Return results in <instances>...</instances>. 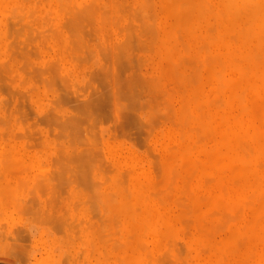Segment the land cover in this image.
Returning <instances> with one entry per match:
<instances>
[{"label": "bare ground", "instance_id": "obj_1", "mask_svg": "<svg viewBox=\"0 0 264 264\" xmlns=\"http://www.w3.org/2000/svg\"><path fill=\"white\" fill-rule=\"evenodd\" d=\"M80 1L81 0H0V63H2L1 60L6 59V58H7L6 60L8 61V58L9 59L12 58L13 53L19 54L17 52H19L22 49H23L22 51L24 53H27V52L31 53V54H29V56H32V54H33V56H37V59L41 58L40 55L36 53L38 51L35 52L36 54L34 53L35 50H33V48L31 47V45H33V44H31V43H33L31 41L34 40V41H37V43H39L38 42L39 40H36L37 37L41 36V34L42 33L44 34V31H46V32H50L52 45L54 47H56V51H57L56 54H58L59 57L61 58V61L64 64L65 69L67 71L72 72V67L75 66L74 64L72 65V63H73L72 61L76 62V60H74V59H77V63H78V60L80 59L82 61V59H83L82 57H84L83 60L86 62V59H88V58L91 59V57H94V53H96V51L94 52L92 49H91L92 51H90V48L86 49V47H87L86 44L88 43L87 45L89 46L90 45L89 41H93L92 38L90 40L88 38V36L89 37L92 36L91 34L95 32L94 28H96V27L95 26L91 27L90 25H92V23L90 25H89V23L86 24V22H88L89 20H87L86 19L87 17H84V16L90 17L89 19L90 20L92 19L94 21V24H96L100 28H102V24L105 25V23H107V24L112 23L113 24V22H114V26L116 23H117L116 25H118L119 22H117V21L120 17V19L122 18L124 21L125 20L130 21L129 24L132 23L131 21L136 22L138 27H139L137 33H140V31H142L143 33L145 32L144 34H146L147 32H149L148 30L150 29L149 34L148 33L146 34V36L148 35L146 37L147 43H148V46L150 47V48H148V50H151L153 52L154 61H155V69H156V72L158 73V77L160 78V80L158 77H156V78L153 77L154 79H153V81H151L150 78H152V76L150 78L146 77V79H149V80H145V82L149 81V83L148 82L147 83L149 84V86H151L153 88L152 89L149 86L147 87L149 90L151 89V91H149V93L151 92V94H152V93H155V90L156 91L158 90L157 88L160 86L159 84H160L161 80L163 81V83L164 82L166 83V86H169L171 88L170 89H169V87L167 88L165 86V83H164L163 86H165L166 88L163 87L162 85L160 87H162L163 89H166V91H164L163 89H161L159 87L160 90H158V92H156V94L159 93L157 95V97H155L153 95L154 101L151 100L152 97L150 99V97H147V95L143 96V97H146V99L143 98L145 100L140 99L139 101H137L136 98L139 95V94L137 95L138 91L135 93H132V92L139 89V85H137L138 88H134L135 84H133L134 90L132 92H130L132 90V87H131V89L129 88L130 90L127 92H130V93L126 94L127 97H125L127 99L131 98L129 101H131L130 103H132V104L134 102L135 103L137 102L136 106L139 107V105H137V104L138 103L142 104L143 101H146V102L150 101V102L156 104V106H158V104L162 105L161 104V101H162L161 98H163L164 94L166 96V99H165L166 101L164 100V98H163L164 101H162V103H163L162 106L165 105L163 107V109H161V112L162 111L163 112L160 113V110L158 109L159 111H157V108L155 107L157 113H160L162 115V117L164 116L162 119L163 120L162 123L164 125L162 124L163 125L162 127L161 126L159 127V124H161V123L158 122V119L155 120L159 116H156L158 114L155 113L154 109L152 111V107L154 108V104H150L151 107L148 105V103H143L142 104L143 106L140 105L144 109L150 107L149 110H151L154 113L153 116L151 114L152 117L149 115L150 116L149 118L151 120L150 119L146 120L150 123V126L148 123H146V121H145V124H148V125L143 124L145 126L143 131L147 132V130H148L147 128H149V127L151 130H153V128L154 127L157 128V126L159 127V129L160 128L162 129V131L161 132L159 131L160 133H158L159 134L158 139L160 138V140H161L160 151H158L160 154L158 152H156V153H158L159 155L155 154V153H154L155 155H153L152 150L154 151V148L152 149L151 145H150L151 147L148 148L147 146L149 145V143L148 144L146 143L147 146L143 145V143L146 140H142L140 142L141 144L139 145L140 147L146 146L148 148V149H146V147H145V149L147 151L145 150L144 154L146 155V153L149 151V154L147 153V155L151 154L148 157L149 160H150V157L153 158L155 156V158H153V161L151 160L152 166L150 165L149 160H148L149 162L144 164L145 163L144 158H146L145 155L143 158V157L139 156V154H135L134 151H132L128 148V150L125 151V153L128 152V154L125 155V158H126V161L129 162V166H127V167H130V169L126 170V167H124L125 172L123 169H122L123 171H121L120 168H122V167H120L121 165L118 163V165L116 167L113 166L115 168H111L112 170L107 171V173L111 174V172L114 169H116V171H114L115 172L114 174H112L111 176H108L106 173V169L110 168L107 165L108 160L104 161V162H107L106 165H102L104 162L100 163L99 162L100 160L99 161L97 160L98 161L97 164L100 163V164H98L97 170L101 169L100 167H105L106 168L105 170L104 169H101V170L102 171L104 170L105 173L103 172V174H106L108 176V177H106V175H104L103 183L99 181L100 179L98 180L99 181L98 182V181H95L96 179L95 180L91 179L92 178L91 173L89 174V170H90V172L92 171L90 169V167L93 164V166L91 167V168H93L94 165L96 164V161L89 158L90 156H88V160L86 161V158H87L86 154L88 155L89 153H86L87 148H82L83 142H85L86 143L85 145L87 147H89L90 144L88 143V140L87 141L84 140L82 142V144L80 145L82 150L84 149L83 151L80 150V151H82L80 153L83 154L84 157H86V158L81 157V156H83L81 154L80 155L77 154V156H80L79 157L80 161L85 160V162L87 163V169H86L87 172H85L86 170L83 169L85 162H83L84 163L83 166L79 165L78 161L76 163L79 165L80 168L83 167L82 168L83 171L80 170V172H81L80 174H82V172L86 173V174L88 173V174L85 175V177L87 179H84L85 178L84 176L82 177L84 179V181L80 180V178H78V177H76L75 181L80 180V183H81V181H83V183L84 182L87 183L88 185L86 184L85 188L83 187V186H85V184L81 186V187H83V188H81L82 189L81 191H83V190L86 191L87 194H85V197L88 196V198H90V195L92 193L90 199H92L91 200L92 202L95 201L94 203H92L91 201H88L86 203L84 200L88 199V198L87 197L84 198L83 199L84 202L81 200L83 203H86V204L92 203V204L90 205V207H89V204L86 206L84 204L83 209L86 208L85 211L88 212L89 208L92 209L95 206L96 208L94 207L93 208L94 210L92 209V212H91V215L94 218L98 212L101 214V212L99 211L101 209L102 213L104 214V215L103 214H101V215L105 216V217H103V219H102V217H99V220L102 219V220H100L101 222H103V220H104V222L107 221L109 223L110 219L111 220L114 219L115 221L117 219L118 223H115V225L116 224L119 225V229L117 228L118 225L116 227L119 230V232L116 229L114 231H117L119 233V235L117 232H114L116 234L115 235L112 232L113 231L112 230L110 232V235L114 234L115 236L112 235L114 237H111V236L108 237L107 233H109V232H104V231H109L111 229H110V227H108L109 225L107 224V226H106L105 223H104L105 227H108V230H107V228L104 229L103 230L104 233L102 235L101 234L102 229L100 226H102L103 223H100V221H98L99 224L98 225L95 224V226H94V225H91L94 223H91V222L88 223L90 221L89 219H87V221H85L86 219L83 220V218L82 219L79 218L80 220H82V221L78 220V222L80 224H81V222L85 221L86 222L85 225L88 223L89 226L91 225L94 227L92 228L90 226L91 227V229H90V227L88 225H86V226H84V229L86 227L85 230L81 228L83 231L80 230V228L75 229V230L71 229L72 231L74 230L73 236H75V237L72 238L73 236L71 235L72 236L71 237L69 235L70 233L67 234V236L69 235V237H67V238H69V241L66 240L63 242V248L65 250L64 255L67 257L69 255V253H71V255L74 256V258H73L74 264H153V263H156V261H159V259L156 260V258H157L156 251H158L160 249H164L165 251L161 250L163 252L167 251V254L161 252L162 254L167 255V258L171 255L168 258L169 260L172 259L171 257L179 259L181 257V255L184 254L185 252H187L188 253L187 256H189V249H187L188 251H186L184 242L182 244H184L183 246H184L185 251L183 252L184 249L182 248L183 250L181 252V250L178 247V245L181 246L180 244H178V241L181 239L178 240V239H175V237H179V235H183V234L184 235L187 234L186 237H188L190 234L191 236H189V238L187 240V245L190 248H194L197 250V248L199 249L202 246L200 249V250H202L205 247L204 250H205V253H207V256L202 259L201 264H264V0H89V4H87V6H86V4L83 6H80L79 5ZM90 1L92 2V4ZM93 4H94V6H93ZM126 4L127 5L129 4L128 8H127ZM90 5H92V6H90ZM155 5H158L159 7L156 8L157 6H155ZM107 9L110 10V12L113 13L116 17L118 16L117 18H115V19H117V21L116 20L115 21L114 20L109 21L112 18L114 19L113 15H112L113 17L111 16L112 18L109 17L110 19L105 16L106 17L105 20L109 21V22L104 21L103 16L105 15V13H106L105 10H107ZM107 14H109V12ZM72 16L75 17L74 20H73L74 17H72ZM80 16L81 17L83 16V17L80 18ZM76 18L78 21H76ZM83 18H84V21L87 20L85 22L86 26L89 25V27L93 28V30H91V28L90 29L88 28L89 30H91L90 32H88V29H86V28H85L86 30L81 29L80 33H79V30H77V29H80V28H78V25L80 24L79 27L81 26V24L83 23V21H82ZM89 22H91V21H89ZM28 23L35 24L36 25L35 27L38 28L39 30L34 28L36 30V33L34 35H32V37H27V38L25 37L26 39L23 38L25 40V42H23V43H20L23 41V39L21 40L20 38H17L18 40L19 39L21 40V41L19 40V43H18L19 45L21 44V47H19V45L17 44L18 40L14 41V39H16L15 37L21 35V30H22V36H24L23 35L24 34L23 33V27L25 26V24H27V25L24 28L30 26L29 29L27 28L28 31L26 29L27 34H25V35H30V33H32V30H34V29H32L33 27L31 26V24L28 25ZM85 24L83 23L82 25H85ZM146 24H147V27L149 26V28L145 29L146 31H144V28H146V26H145ZM18 25H20V26H18ZM21 25H23V26L21 27ZM126 25H127V27L125 26V23H124V25H123L124 29L122 28V26H120L121 28L118 26H115V28L118 27L119 33H120L121 29L125 30L126 32L129 30L127 34H129V32H132V34H133L135 31H137L136 30L137 25H135V23L130 24V26L131 25L136 26V27L131 26V27L135 28V30L133 28H131L132 30H134V32L128 28L130 26H128L127 23H126ZM16 27H18V28H16ZM125 27L127 29H125ZM18 29H19L20 33L17 31ZM35 30H34V32H35ZM74 30H75V32L76 31H78V32H76V34H74ZM122 30H121V32H122ZM13 31H15L14 35H13L14 38L11 37V38H13V40L10 41L9 38H10L11 34L13 33ZM125 31H123V32L126 33ZM67 32L69 33L68 35L76 36V38L74 40H69ZM87 32L89 34H86ZM96 32H98V30ZM18 33L20 35H18ZM39 33H41V34L39 35ZM82 33H84L82 36L79 35ZM85 34L88 35L87 38L89 40H87V38L83 37V36H85ZM127 34H125L123 39L126 38ZM132 34L130 33L131 36L127 35L128 40H129V37L131 39L130 42L127 41V38L125 39L127 41V43L125 40H124V42H125L124 43L123 39L121 41L124 44L121 41L118 42V45L120 43H122V46L124 45V47H125V48L123 47L124 49L122 48V46H121V48L119 47L121 44L118 47L116 46L114 48V46H115L114 44H116V42H113V45H114L113 49H116V50L121 49L120 50L121 53L124 54L125 52L128 53L131 50L134 51L135 48L137 51V50H140L138 48H141V46H143V47L147 46L144 44V41L146 40L145 38H144V40L142 39L143 41L140 40V42L142 41V43L144 44V45L143 44L141 45V43H139L138 40H137L138 43L136 41V39H138L137 37H139L138 34L134 33V35H133L136 39L133 38ZM77 35H78L79 39H81L83 37L84 39L87 40L86 44H84V41L80 40V41H82L81 43L84 44V46H85L84 50H80L83 45L80 42L77 43ZM105 35L106 34H103V37H104V40L106 43L107 40L105 39ZM139 35L141 36L142 33ZM46 36H49V35H46ZM46 36L44 34V36L42 35L41 37L44 40V38ZM94 37L95 36H93V38ZM131 37L135 40L136 45L140 44L141 46L139 45L140 47L138 46V48H137V46L134 44L133 47L132 46L129 47L131 45L130 43H132V41H134ZM42 38L40 39V41H43ZM46 38H45V40H46ZM48 39H49V37H48ZM94 39H97V37ZM29 40L31 42L29 48L31 47L32 49L28 48V50L25 51L24 49H26V47L28 45L26 41H29ZM9 41H10V43H9ZM69 41L73 42V45H74V41H75V45L78 46V47L74 48L75 45L72 46V44H71L70 47L71 46L72 47L70 48V50H76V48H78V49L80 48L79 50H77V52L83 51V53L86 54V52H84V51L87 50L89 52V55H91V56H89V57H88V55L81 56L79 54V56H81V58H80L77 55L72 56L73 52L69 51L70 55H71V57H70L68 54ZM97 41H99V39H97ZM43 42H40L39 44L41 45V43H43ZM93 42H96V40H94ZM45 43H46V41H45ZM99 43L101 44L102 47L100 49H97V50H101L104 47L103 46L104 44H102V42H98V44L95 43V45H93V46H96V44H97V48H98V47H100V46H98V45H100ZM110 43H111V41H110ZM128 43H129V45H127ZM10 44L12 47L15 46L14 44H17L18 46L16 45V47H18V50L19 49L20 50L17 51V48H14L16 50L9 49V47H11ZM78 44H81V46ZM125 44H126V46H125ZM44 45L45 44L43 43V47H44ZM109 45H108V43L105 44V46H108V48H110ZM24 46H26V47H24ZM127 46H128L129 50H127ZM38 47H37V49H38ZM41 47H42V45H41ZM44 48H47V47L45 46ZM48 48H49L48 50L51 49L49 47V45H48ZM72 48H74V49H72ZM104 48H103L104 51L105 50L106 51L104 53L103 52L102 53L105 55L106 53H109V52H107V51H109V49L107 47H104ZM117 48H119V49H117ZM130 48H131V50H130ZM145 48H147V47L142 48L143 50L141 49L140 51H144ZM122 49H123V51H122ZM111 51H112V54L115 55V56L112 55V57H115V61L118 59L119 60V61L117 60L118 62H122L121 60H123L122 59L123 55L120 53V51H118V52L117 51L115 52L114 50H111ZM111 51H110V53H111ZM133 51L129 53L130 54L129 55L130 56L129 61L131 60L133 55H135V56L137 55L136 52L133 54ZM23 52H21V53H23ZM91 52H93V53H91ZM102 53L99 52V55H101ZM126 53L124 54L125 55L124 58L126 57ZM56 54H55V56H56ZM103 54L101 56L102 58L104 56ZM131 54H132V56H131ZM21 55L23 56L24 54H21ZM119 55H120V58H119ZM14 56H15V57H13L14 59L15 58H16V60L19 59V58H17L16 55H14ZM29 56H28V58H29ZM129 56L126 57L127 61L123 60V64H125L124 62H126V65H127V62H129L128 61ZM18 57H19V55H18ZM78 57H79V59H78ZM139 57H140V59H139ZM142 57H143V59H142ZM142 57L139 55L137 57V59L142 60V63H143L147 59L144 60L143 55H142ZM104 58H105V60L107 59L106 56ZM104 58H103V61L105 62ZM133 58H132V60L135 59V58L134 59ZM55 59H54V61L51 60L52 63L49 62L50 60L48 59L49 61H45V63L42 65H45L46 62H47V66L53 65V64L58 65L59 60L56 59V61H55ZM90 59H88V60H90ZM108 59H109V57H108ZM137 59H135V60L137 61ZM7 61L3 62L2 65L0 66L1 67L0 72L2 70V72L0 73V79H2L3 82L5 80H8V78H9V77L7 78V75L5 74V72H7L6 69H10V68L6 67V66H8V65H6ZM27 61L26 60H24V62L21 61L20 64H22V63L23 64L20 67L14 66V69L18 68V70H20L21 75H22V73L26 72L24 74H26L27 78H28V76L30 77V75H32V77H35V75L37 76V73H35V72L38 71V66L36 65L34 68L33 63L29 62V61H28V63L32 64V67H30V68H32L31 69L32 74H30V75L27 74V73H30V71H27L29 68L28 65L29 66L31 65V64L27 65ZM108 61L106 60L107 63H108ZM110 61H112V60H110ZM136 61H134V64L137 63ZM12 62H13V60H12ZM25 62H26V64H25ZM48 62H49V64H48ZM132 62L130 61L129 65L131 63V66H132V64H133ZM138 62L140 63L141 61H138ZM77 63H76V67H77ZM109 63L107 64V66L110 65ZM142 63H140V64L142 65ZM4 64H5V67L3 68L2 66H4ZM16 64H17V62H16ZM134 64H133V66L137 65L138 63L135 65ZM23 65H25V66H23ZM101 65L103 66L102 63L100 64V66ZM104 65L106 66V64H104ZM22 66L24 68H26V66H27L28 68H26V70H25ZM58 66H60V65H58ZM79 66H80V64H79ZM86 66H85L84 70H86L88 68V67L86 68ZM105 66H103V67L105 68ZM81 67H82V64H81ZM141 67L136 66V70H137V68H141ZM42 68L43 67L39 68V70L40 69L42 70ZM108 68H109L108 71L110 72V67H108ZM115 68H116V66H115ZM133 68L131 67L130 69L132 71L134 70V73H136L135 68L134 69ZM34 69H35V71H34ZM94 69H95V67H94ZM98 69H100V68H98ZM117 69H118V67H117ZM147 69H149V68H147ZM45 70H46V68H43V71H45ZM73 71L77 72L74 69H73ZM10 72H11V70H8L7 74L10 75ZM53 72H51L52 76H50L51 73L48 72V78L46 77V79H45V77H44V80L40 74H38L39 77L38 76L36 77V78H39L38 81L40 79L43 80V82H46L43 84H47L51 88L53 87V84H54V86H55L54 90L56 89V91H58V93L60 91L63 92V90L66 91L63 93L60 92L57 95L58 99H57V97H55V99H49L48 100V97H46L47 98L46 100H48L49 103L51 102V104H54V102H55V104H54L55 106L51 105L52 107H49V103L47 102V106L49 108L48 110L50 111V108H51L50 112H52L53 107L60 106V104L62 102L64 103V101H65L64 104L66 106L68 104V106H70L69 107L70 109L72 106L75 107L76 106L75 104L72 105L70 103V100L73 99L72 97H70V94H73L72 90L70 89V87H71L70 85L72 83L70 85H67V86H66V84H64V81L67 84H69L72 81L67 76L66 77L70 81H67L66 77H65V79L64 78L62 79V77L58 74V70L53 71ZM138 72L139 71H137V73ZM2 73L4 75H6L4 78L2 77V76H4ZM82 73L86 74V72H82ZM89 73L91 74V70L89 72L87 71V74H89ZM15 74H16L15 77H14V75H12V78L9 80L10 82L15 81L14 78L17 77V73H15ZM20 74H18V75H20ZM76 74L77 73H75V75ZM83 74H82V76H83ZM110 74H111V72L109 73V75ZM45 75L47 76V74H45ZM89 75H88V77L90 78ZM115 75H117V74L113 73V78ZM24 76L22 77V78H24V80L21 79L19 81V84H22V80H23V82L25 81V79L27 80V78H25ZM137 76H138V74H137ZM140 76H142V74ZM154 76H157V75H154ZM129 77H128V79H131ZM50 78H53V79H50ZM108 78L110 79L111 77L109 76ZM108 78H107V80H108ZM56 79H57V81H56ZM72 79H74V78L72 77ZM76 79H77V77H76ZM91 79H93V78H90V80ZM142 79H140V80H142ZM53 80H55L56 82ZM61 80H62V82H60ZM131 80H130V82H131ZM157 80H159L160 82H158ZM2 81H1V83H3ZM33 81L34 82L36 81L35 84H37V83L40 84L42 82V81L41 82L39 81L40 82L39 83L37 81V79L36 80L33 79ZM89 81H88V79H86V81L83 80V82H85L87 84V87L89 86L88 85V83H90ZM108 81H109L108 82L109 84H110V82H112L110 80H108ZM117 81L118 80H116V83H117ZM134 81H135V79H134ZM134 81L132 83H134ZM154 81H156V82H154ZM10 82H7V83L9 84ZM124 82H125V80H124ZM126 82H125V84H126ZM167 82H169V83H167ZM7 83L5 81L0 86H4L6 84V86L8 88V86H10L11 83H10V85H8ZM55 83L56 84L60 83V84L57 86ZM62 83H63V85H62ZM150 83H151V85H150ZM152 83H153V85L156 84V89H154L155 85L153 86ZM170 83H171V86L169 85ZM86 84L84 85L85 90H83V84L82 83L80 84V86H77V87H80V89L83 90V92H84L87 89ZM109 84H108V87L111 86ZM128 84H129V82H128ZM138 84H140V83H138ZM29 85H30V83H29ZM47 85H45L46 90H48V91L52 90V89H50V90L47 89V88H49V87H47ZM60 85H62V86H60ZM6 86H4V87H6ZM26 86H24L25 92H27L26 94L24 92V89H22V88H21L22 90L19 92L20 89L19 90L17 89V85L15 87L18 91L17 90L15 91V87L12 88V86H11V88L14 89V92L11 91V89L9 91L10 87L8 89L4 88V87L3 88L0 87V92H1L0 94H3V93L6 94L5 95L6 97L5 96L4 97L6 99V102H8L6 104L4 97H1V100H3L2 102H4L3 104H0V111H2V113H4V111H7L9 109L8 108V106L10 105L9 103L11 101H14L11 99V97L12 96L14 97L15 94H17V93H18L17 97L19 99L22 97V99H25L28 102L29 97L26 95H29L28 92L32 88L30 89L31 86H29V88H28L29 90L27 89L28 91H26ZM33 86H35V85L33 84ZM56 86L60 89L57 90L58 88H56ZM68 86H70V87H68ZM97 86H99V85H97ZM113 86H114V84H113ZM126 86H128V85H126ZM40 87H39V89H40ZM61 87H63V88H61ZM100 87H101V84H100ZM1 88H2V90H1ZM34 88H36V87H33V89ZM43 88H44V86H43ZM68 88H69V91H68L69 93L67 92ZM92 88H93V86H92ZM140 88H142V87H140ZM37 89L38 88H36V90ZM73 89H74V86H73ZM93 89H95V88H93ZM100 89H102V88H100ZM70 90H71V92H70ZM95 90H97V88ZM103 90L104 89H102L100 91H102V93H103ZM121 90L120 91L114 90V91L117 93V92H121ZM124 90H126V89L124 88ZM127 90H128V88H127ZM145 90H146V88H145ZM161 90H163L162 93H160ZM42 91H45V90L43 89ZM76 91H77V88H76ZM76 91H74L75 96H77V97L81 96L80 94L76 95ZM91 91H93V90H91ZM91 91H90V95H91L90 98L92 99L93 94H91L92 93ZM97 91H99V90H97ZM104 91H106V88ZM109 91L110 90H108V92ZM142 91H144V90L142 89ZM6 92H8V93H6ZM9 92H11V94ZM22 92L25 94V98H24V94ZM52 92H53V90H52ZM127 92H125V93H127ZM19 93L21 95H19ZM50 93H51V91H50ZM112 93L114 94V92H112ZM149 93L147 90L146 94H149ZM8 94H10V95L7 98ZM95 94L96 93L94 91V95ZM106 94H108V93H106ZM144 94H145V92H142V94L140 93L141 96ZM160 94H163V96H161V98L158 97ZM18 95L21 97H19ZM40 95H41V93H40ZM68 95H69V97H68ZM131 95L134 97L132 98ZM47 96H48V94H47ZM51 96H52V94H51ZM53 96H55V95H53ZM61 96L63 98H60ZM72 96H74V95H72ZM105 96H107V95H105ZM109 96H107V97H109ZM87 97H88L89 101L91 102L89 95ZM95 97H96V95H95ZM138 97L141 98L140 96H138ZM15 98H16V96H15ZM34 98H35V95L32 99L34 100ZM113 98H114V96H113ZM147 98L149 101H147ZM155 98H159V100L161 99L160 103H159V100H156ZM44 99L45 98H43V100ZM59 99H61V100H59ZM88 99H86V100L88 101ZM54 100H56V101H54ZM57 100L61 101V103L60 102L58 103ZM92 100H94V99H92ZM83 101L84 100L81 101L82 102L81 104L87 106L86 104H84L85 101L84 102ZM87 101L85 103H87ZM110 101H112V100H110ZM120 101H121V99H120ZM120 101H117L118 106H119V103L122 104V102H120ZM122 101H125V99ZM140 101H142V102H140ZM155 101H157L158 103H156ZM22 102L23 101H21V103ZM56 102H57V105H56ZM28 103H30V102H28ZM31 103L33 104V102H31ZM35 103H37V102H35ZM63 103H62V105H63ZM92 103H94V102H91V104ZM135 103L132 106H135ZM4 104H5V107H4ZM12 104H11V107H12ZM15 104L18 105V104H20V102L18 104L14 103L13 105H15ZM44 104L46 105V103H44ZM79 104H80V102H79ZM91 104L88 103V105H91ZM111 104H113V103H111ZM27 105L28 104H25V106H27ZM77 105H78V102H77ZM80 105H78V106H80ZM144 105H146V107ZM160 105L158 106L159 108H160ZM6 106L8 109L6 108ZM21 106H22V104L20 105V107ZM20 107L17 106V108H20ZM28 107L29 106H27V108ZM32 107H33V105H32ZM74 107H73V110H74ZM77 107H75V108H77ZM115 107L117 108L116 105L115 106L113 105V108H115ZM27 108H25L26 111H28ZM39 108H40V106H39ZM44 108H43V110H44ZM79 108H81V107H79ZM127 108H128V106H127ZM139 108H141V107H139ZM5 109H7V110H5ZM12 109L13 108H11V110ZM48 110H46L45 112H47ZM83 110L85 111V109H83ZM135 110H137V107H136V109H134L135 115L137 116ZM140 110H142V109H140ZM8 111H10V109ZM29 111L32 112V109L29 108ZM33 111H34V109H33ZM77 111L80 112L81 110L79 109ZM122 111H120V112L122 113ZM130 111L132 113L131 116H133V110H130ZM16 112L18 113V111H16ZM45 112L43 115L41 114L40 116L43 117L44 115H46ZM85 112L88 113L87 110ZM25 113L23 112L22 114H25ZM55 113H54V111L52 113V116L54 119L53 120L51 118L52 123H49L50 121L47 117L45 118L48 120V121L46 120L47 125L49 124V128L45 124V127H47V129H45V130H47L49 132L52 129V128H50V124H53V125L59 127L60 130L59 129H57V130H59L58 132H60V133L62 132V133L57 134V131H56V133H54V131L51 130L50 132H53L51 134H55V137H57V138L54 137L51 140L59 139L60 136L64 132H65V134L67 133L66 132L67 130L63 129L65 125L69 126V127H73L75 125L74 124L72 126V124H73L72 120L74 121V119H72V116H70V115H72V113L68 116V117H70V119L67 118V115H64L65 119L62 118V120L60 119L61 114L59 113V111H58L59 114L56 113L59 116L56 115ZM80 113L85 114L84 112H80ZM9 114L11 116V113H9ZM27 114L28 113L25 114L26 117H24V115L19 116V117H21L20 122H22L23 124L26 123V121L24 122V120H25V118H27ZM34 114H35V111H34ZM13 115H15V114H13ZM18 115L19 114H17V117H18ZM47 115H48V112H47ZM80 115H79V117H81ZM86 115H88V114H86ZM90 115H92V114H90ZM146 115L144 117H146ZM5 116L7 117L8 114L6 113ZM5 116H4V120L6 119ZM54 116H56L57 118ZM155 116H156V118H154ZM29 117L31 118V116H29ZM0 118H2V117L0 116ZM84 118H86V117H84ZM134 118H136V117H134ZM159 118L161 119V116ZM45 119L43 121H45ZM59 119L61 120V122L59 121L58 124H56L57 120H59ZM79 119H81V118H79ZM141 119H143V118H141ZM0 120L2 122L4 121L3 118ZM11 120H12V118H11ZM64 120H66L68 123H71V122L72 123L69 125ZM81 120H83V119H81ZM130 120H131V118H130ZM143 120H145V119H143ZM154 120L156 121V125L153 124ZM1 121H0V123L3 124ZM15 121H16V118H15ZM17 121L19 122L18 119H17ZM32 121H34V120H32ZM35 121L37 122V120H35ZM38 121L43 122L42 120H38ZM78 121H79V123H78V125H79L81 122H80V120H78ZM151 121L153 122L152 125H154L153 128L151 125ZM164 121H165V123H164ZM4 122H5L4 124H6L5 126L3 125V127H2V125L0 124V128L2 127V129L3 128L6 129L7 123L9 124L10 121L5 120ZM64 122H65V124H64ZM31 123H33V122H31ZM44 123L45 122H43V126H44ZM140 123H142V122L140 121ZM143 123H144V121H143ZM12 124H13V122H12ZM131 124H132V122H131ZM16 125H17V123H16ZM34 125H36V126H34L35 127L34 129H31L32 132L30 131V129H27V128L25 129L27 133L31 132V133H29L30 136L28 135L27 137H26V135L25 136L23 135L26 133L25 131H24L25 133H23V134L19 131L20 133H18L16 135H15L16 132H14L13 133L14 138H12L11 133L7 134V130L5 131L6 132L5 134L3 133L4 129L2 132L0 131V175H2V173H4L5 175L8 173L11 175H12V173L14 174L13 169L16 167H19L22 164L23 156L26 155V154L23 155V152L21 151V149H23L25 147L27 148L28 146L29 147L31 146V145H29V143L27 144V140H26L24 145L25 144H27V145L23 146V148L22 147L19 148L18 145H20V143H16V144H18V145H16L14 143V140H16L17 138L18 139H20V138H19V136L17 138H15V136L21 135L22 136V137L20 136L21 138L26 137L25 139L28 138L30 140V138L32 136L31 134H33V137L31 138L33 140H30L31 141L30 144H33L31 147L34 149V147H33L34 143H32V142L35 139L34 137H37L40 134L37 126H40V128L42 127L41 123L39 125H37V124H34ZM53 125H52V127H53ZM83 125H84V122H83ZM83 125H81V126L83 127ZM90 125H92V124H90ZM135 125H134V128H136ZM31 126H33V125L31 124ZM11 127L12 126H10V128ZM36 127L38 130V133H37ZM82 127H80V128H82ZM143 127H140V130ZM88 128H89V126H88ZM74 129H76V127ZM8 130H9V128H8ZM10 130H12V128ZM34 130H36V132ZM90 130H94V129L91 128ZM33 131L37 134L36 136H35V133ZM88 131H89V129H88ZM88 131L86 134H88ZM148 131H150V130H148ZM78 132H79V130L77 131V133ZM44 133H46V131H44ZM44 133H43V135H45V136L49 135V134H44ZM69 133H70V135L67 134V138L68 137L70 138V136L72 137V133L74 134V132H69ZM149 133L147 132L146 134L149 135ZM152 133H154V132H152ZM81 134L82 133L80 132L79 135H81ZM91 134L92 133L90 131L88 136L91 137L92 136ZM41 135L42 134H40L39 136L41 137ZM93 135H94V133H93ZM45 136H43V137L45 139H48ZM51 136L52 135H50L49 137L51 138ZM115 136L117 138L121 137V136H117L116 134H115ZM152 136H153V134H152ZM43 137H41V138H43ZM81 137H82V135H81ZM81 137H78L80 139H77V136H75V137L70 138V139L68 138V140H67L64 136L62 139H64V140L66 139L65 141L70 142L71 148L74 149V148H76V146L74 147V145H76V143H78V140L82 139ZM145 137H146L145 139H147L148 136H145ZM109 138L111 139V137H109ZM142 138H143V136H142ZM18 139H17V141H18ZM36 139H35V143L38 144L37 142H39L40 138L37 139L38 140L37 142H36ZM74 139H76L77 141L75 142ZM64 140H63V142H64ZM70 140H72V142ZM94 140H95V138H94ZM149 140H151V138ZM40 141H42V143L39 142V144H38L39 146L41 144H44L43 140L40 139ZM68 142H66V143H68ZM95 142H96V140H95ZM99 142H100V140H99ZM109 143H111V142H109ZM133 143H135V145L137 143V146H138L139 141L138 142L135 141ZM56 144L57 143L55 140V145ZM95 144L96 143H94V145ZM99 144L100 143H98V145ZM45 145H47V144H44V146ZM53 145L54 144H52V146ZM61 145H59L60 146L59 149L56 148L57 149L56 151H57V154L60 155L59 157L60 158L62 157L61 158L63 160L62 163H61L62 160H58L60 158L57 156L56 153H55L56 155L54 154L55 156L52 155V156H54V158L52 156H50L53 159L51 158L52 161L49 160L51 162H48V163H55V165L53 164V166H52V164L51 165L48 164V166H45V164H44L43 166H41V165H38L37 160H35L37 162L36 167H38V166H40V168L46 167V170L44 168L42 169L43 171L45 170L44 174H46V173L50 174L47 171L50 169V168L49 169L47 168V167H49V165H50V167L52 166L51 167V169H52V168H54V166H56V163H59V162H60L58 164L59 167L57 168V166H56V168L59 171H56L53 169L49 170L50 172H52L51 174L55 175L54 174L55 171L57 174H59V172H61L60 174H62V173H64V171L65 172L71 171L72 170L71 168H73V166L75 165V159H74V162H73L74 164H73V166L70 167L69 163L72 162V158L68 160V158H67L68 156H66V155H69V152L71 153V151H75V149L69 150V151L66 148L64 149V147H66V146L68 147V145L70 146L69 143L65 146L63 145V148L61 147ZM111 145L115 146V145H117V143H115V145L114 144H111ZM154 145H155V143H154ZM44 146L41 148H46L48 145L46 147H44ZM93 146H92V144L90 145L91 152L93 151V148H92ZM96 146H97V144L94 147H96ZM78 147H79V145H78ZM131 147H133V146H131ZM154 147L156 148V146H154ZM37 148H35V149H37ZM97 148L98 147H96V150H98ZM115 148L116 149L113 150V152H115L114 154L119 153L121 155L122 150L119 149V147L117 148V146ZM150 148L152 150H149ZM27 149L30 150V148H27ZM35 149H34V152H35ZM38 149H37V151H40ZM62 149H63V154H64V152L68 151V152H66L68 154L65 153L66 155H64V157H63V154L61 153ZM123 149H125V148H123ZM31 150L29 152H32ZM58 150H61V152L59 153ZM100 150H101V148H100ZM44 151L46 152V150H44ZM76 151H75V153H77ZM78 151H79V149H78ZM155 151H156V149H155ZM72 153H71V155L76 156V154L74 152H72ZM103 153H104V151H103ZM103 153H100V154L105 156L106 154H103ZM96 154H98V153H96ZM30 156L32 157V159L35 158L32 155H30ZM41 156H43V155H41ZM91 156H92V154H91ZM96 156L98 157V155H96ZM159 156H161V165L159 162V160H160ZM119 157L121 158L123 156H119ZM55 158H56V160H55ZM64 158H65V160H67L66 162L64 161ZM69 158H70V155H69ZM81 158H82V160H81ZM99 158H100V155H99L98 159ZM105 158L108 159L109 156H107ZM114 158H115V156H114ZM154 159H155V161H154ZM156 159H158V160H156ZM35 161L33 159V163ZM93 161H95V164ZM46 162L47 161H44V163H46ZM88 162L90 165L88 164ZM91 162H92V164H91ZM155 162L158 164H156ZM154 163L156 164V168L154 167L155 166ZM108 164H109V166H111L110 162ZM100 165H102V166H100ZM157 165L161 166L162 171H160L161 170L160 167L157 168L158 167ZM67 166L69 168H67ZM77 166L75 165L74 166L75 168H73V170H75V171H71V173L75 172V173H72V175H75L77 173L76 172ZM36 167L35 168L33 167V168L36 170ZM27 168L28 167H26V169ZM56 168H54V169H56ZM85 168H86V165H85ZM38 169H39V167H38ZM65 169L66 170L68 169V170L66 171ZM151 169H154L155 171L151 170ZM24 170L20 169L18 171L20 172V171H24ZM61 170H63V171H61ZM78 170H79V168H78ZM128 170H130V174L127 173ZM18 171H16L17 173L15 172V174L21 173V172L19 173ZM34 171H32V173H36ZM94 171H95V169H94ZM158 171H160V173H163L162 180L164 181V183L161 179H160L161 182H159V183L156 182L155 176L156 177L158 176V174H159ZM28 172H29V169H28ZM28 172L24 171L25 174ZM121 172H124V173L122 174ZM153 172L155 173V175L153 174ZM68 173H70V172H68ZM97 173H96L95 177L98 178ZM127 174L129 175V178L125 179L124 175H127ZM7 176L9 179L12 177V176L9 177V175H7ZM7 176H4L5 179ZM160 176L161 175L159 174L157 179ZM123 179H125V182ZM43 180H44V178L42 179V181ZM75 181H72V182L75 183ZM172 181H174V182H172ZM97 182L99 184H97ZM76 183H79V181ZM170 183H171V186L173 183L175 184V185L173 184L174 185L173 193L170 191V189L172 190L173 187L172 188L170 187V189H168V187H169L168 184H170ZM90 184H91V186H90ZM95 184H97L96 187H94ZM73 186H76V185H73ZM78 186H80V185L77 184V188H78ZM88 186H90V188ZM35 187H36V184H35ZM41 187H39V188H41ZM48 188H49V186H48ZM73 188H75V187H72V189ZM77 188H75L74 191H78ZM42 189H44V188H42ZM90 189H92V190H90ZM65 190H67V188ZM49 191L52 192V188ZM74 191L72 193L73 195H74ZM84 191H83V193H81V195L85 193ZM43 193L46 195V191H43ZM204 193H206V197H203ZM57 194H59V193H57ZM78 195H79V193H78ZM81 195H79V196H81ZM95 195H97V196H95ZM54 196H56V195H54ZM5 197H7V196H4V199H5ZM93 197L95 198V200ZM33 198H34V195H33ZM67 198H68V196H67ZM183 198H185L188 201V204L186 203L187 201L185 199L183 201L185 204L182 202ZM72 199H73V197H72ZM76 199H77L76 201L79 203V206H82L83 204L81 203L80 200H78V197ZM30 200H31V198H30ZM73 200H75V199H73ZM96 200H98V201H96ZM3 201H5V200H3ZM58 201H59V199H58ZM76 201H74V202H76ZM26 202H25V204H26ZM72 202L73 201L70 202V204H72V206L73 205L75 206V204H78L77 202L75 204ZM51 203H54V202H51ZM93 204H95V205L93 206ZM185 205H187V207L190 206L189 212H186V209L188 211V208L185 207ZM54 206H55V204H54ZM99 206H100V209L98 208ZM76 207H78V206L76 205L75 209H76ZM56 208H53V209H56ZM97 208H98V212L96 211V213H93V211L95 212V209L97 210ZM75 209H74V211H75ZM83 209H81L80 213L84 212ZM215 209H217L218 212H214ZM208 210H210V213L208 212L209 214L207 213L208 214L207 215L206 211H208ZM32 211L34 212V210H32ZM212 211L214 212L213 214L216 213L215 215H218V213H219V216L217 218H215L214 215H213L214 217L212 215L210 216ZM46 212H47V209H46ZM46 212H44V213L47 215ZM67 212H69V211H67ZM89 213H90V211H89ZM186 213H188V217L186 216ZM227 213H228V215L229 214L232 215L231 217H233V216L234 217L232 219L230 218V216H229L230 219L226 218V217H228ZM190 214H191L192 218L194 217L193 219H191V221L189 220L190 219L189 217H191ZM78 215L80 216V214H78ZM83 215H86V214H83ZM48 216H49V214H48ZM185 216L187 218H184ZM75 217L76 216H74V218ZM90 217L91 216L88 215V218H90ZM67 218H68V216H67ZM74 218H72V219L74 220ZM104 218L108 219L109 221L104 219ZM72 219H70V220L73 221ZM97 219H98V217L96 218V220ZM43 220H45V219H43ZM67 220H69V219H67ZM70 220L68 222H70ZM114 220H113V222L111 221L113 223V225L115 222ZM187 220H189V221L185 222ZM74 221H76V219ZM189 222H192V224H193L192 225V231H190V233H189V231H187L190 228V227H188L189 226L188 224H190ZM73 223H72V225H73ZM95 223H96V221H95ZM186 223H188V224H186ZM221 223H222V226H221ZM43 224H45V223H43ZM75 224H77V222ZM80 224H77L76 226L79 225V227H80L81 226ZM100 224H102V225H100ZM217 224L221 227L218 228ZM115 225H114V227H115ZM186 225H188V226L186 227ZM87 226H88V229H90V232L87 229ZM97 226H98V228H96ZM103 226H102V228H104ZM214 226H216V228H218L219 231L218 230L216 231ZM227 226H228V230L226 231L225 227H227ZM4 227H5V225H4ZM186 228H187V230H186L187 233H185L186 232L185 230L182 231L183 229H186ZM99 229H101V230H99ZM19 230L20 229H18V231ZM222 230H224V232H225L224 236L220 237V234H219L220 238L215 239L213 237L215 231L217 232L216 234H218V233H220V231L223 232ZM85 231H87L86 234L84 233ZM81 232L85 234L84 236L82 235V238H81V234H80V237H78L79 236L78 233H81ZM71 234H73V233H71ZM104 235L106 236V238L104 237ZM18 236L16 235V237H18ZM182 237H184V236H182ZM9 238H10V236H9ZM70 238H72V239H70ZM109 238H111V239H109ZM114 238H117L118 241L116 239L114 240ZM60 239H62V238H60ZM107 240H109L110 243L115 241L114 242L115 245L118 242V244H119V245H117L118 247L113 245L112 243L109 244ZM173 240H176V241L173 242ZM182 240H184V238H182ZM185 243H186V241H185ZM14 244H15V241H14ZM147 244L150 245L151 248ZM173 244L174 245L176 244L175 246L178 248H175V246ZM48 246H49V244H48ZM54 246H55V244L52 243V250L48 253H45L46 256H44L45 255L44 254L43 255L44 258L42 260H39V261L35 260V261L36 262L38 261L39 262L38 264H54L55 260H56L55 259ZM59 246H62V245H59ZM112 247L113 248L117 247L118 250L114 251V249ZM43 249H45V248H43ZM177 249H179V252H180L179 254L182 253L181 255L178 254V251H176ZM200 250H199V252H200ZM66 252L68 255L65 254ZM150 253L151 254L156 253V254L152 256ZM158 253H159V251H158ZM192 253H193V251H192ZM199 254H201V252ZM203 254H204V252H203ZM0 255L6 256L9 258L13 257L14 261L16 260V258L18 259V257L20 258V260L22 258L18 254H17L18 255L17 256L15 254L13 255V254L7 252L5 249L3 252L0 251ZM65 256L62 257L63 260L65 259ZM154 256H156V257L154 258ZM158 256H160V254ZM0 258H1V256H0ZM71 258L72 257H70V259ZM165 260H167V259L165 258ZM180 260H182V259H180ZM66 261H68V260H66ZM66 261L64 260L63 262H65V263H63V264H67L68 262L66 263ZM170 262H172V261L170 260ZM175 262H178V261L176 260ZM184 262H186V261L185 260L180 261V263H182V264ZM25 263H26V261H25ZM172 263L174 264V260ZM59 264H60V262H59ZM156 264H158V263H156ZM162 264H163V262H162ZM165 264H166V262H165Z\"/></svg>", "mask_w": 264, "mask_h": 264}, {"label": "rangeland", "instance_id": "obj_2", "mask_svg": "<svg viewBox=\"0 0 264 264\" xmlns=\"http://www.w3.org/2000/svg\"><path fill=\"white\" fill-rule=\"evenodd\" d=\"M91 2V1H90ZM86 4V6H87V4H89V0H81L80 1V3H79V5L80 6H83V5H85ZM91 4H92V2H91ZM90 6H92V5H90ZM93 6H94V4H93ZM126 6H127V8H128V6H129V4L127 5L126 4ZM155 6H157L156 8H158L159 6L158 5H155ZM105 15L103 16L104 17V21H106L105 19H106V17H110V18H112L113 16H114V19L112 18V19H110L109 21H111V20H116L117 21V19H115V18H117L113 13H111L110 12V10H105ZM109 12V14H107ZM113 15V16H112ZM106 16V17H105ZM112 16V17H111ZM72 17H74V16H72ZM83 17V16H82ZM81 16H80V18H82ZM84 17H87L86 19L87 20H89V21H91V22H86L87 20H85L84 21V18H83V23L85 24V22H86V24H88L89 23V25L92 23V25H90L91 27L92 26H95L96 28H94V30H95V32L98 30V32H94V33H92L90 36L91 37H89L88 35H86V34H89L88 32H90L91 30H93V28H91V27H89V25H87L86 26V24L85 25H82L81 24V26L79 27V25H78V28H80V29H77V30H79V33H80V30L81 29H90L91 28V30H89L88 29V32L85 34V36H83V37H85V38H87V36H88V38L91 40V38H92V40L94 41V40H96V42H93V41H89V46L87 45L88 43H87V40H89L88 38H87V40L86 39H84L83 37V39L81 38V39H79L78 38V35H77V43L78 42H82V41H84V44H86V49L87 48H90V51H96V53H94V57H91V59L90 58H88V59H90V60H88V59H86V62L83 60L84 59V57H82L83 59H82V61L79 59V57L81 58V56H84V55H88V57L89 56H91V55H89V52L86 50V51H84V52H86V54H84L83 53V51H79V52H77V50H79L78 48H76V50H70V48L72 47V46H74L75 45V41H74V45H73V42H71V41H69V50H68V54H69V56L71 57V55H70V52H73V55L72 56H79V54L81 55V56H79L78 57V63H77V59H74V60H76V62H74V61H72L73 63H72V65L74 64L75 66H73L72 67V72H70V71H67L66 69H65V67H64V64L62 63V61H61V58L59 57V55L58 54H56L57 53V51H56V47H54L53 45H52V42H51V34H50V32H46V31H44V34H45V36L46 35H49V36H46L45 38H46V40H45V38H44V40L46 41V43H45V41L43 40V38L41 37L42 35L44 36V34L42 33H39V35L41 34V36H39V37H37V39L36 40H39L38 42L40 43V42H43L45 45H44V47L46 46L47 48H44L43 47V43H41V45H42V47H41V45L39 44V43H37V41H34L32 38V40L33 41H31V42H33V43H31L30 42V40L29 41H26L27 42V47L26 46H24V47H26V49H24L25 51L26 50H28V48H29V46H30V43L31 44H33V45H31V47L33 48V50H35L34 51V53L36 52V51H38V52H36L37 54H39L40 55V57L41 58H38L37 59V56H33V54H32V56H29V54H31V53H29V52H27V53H24L22 50H18V47H16V45L19 43V40L21 39H23V38H27V37H32V35H34L35 33H36V30L35 29H37V30H39L38 28H36L35 26V24H33V23H28V25H30L31 24V26L33 27H31L32 29H34L35 30V32H34V30H32V33H30V35H25V34H27L26 33V29L28 28H30V26L29 27H26V28H24L27 24H25V26L23 27V35L24 36H22V30H21V35L19 34L20 32H19V29L17 30L19 33H18V35H20V36H17L16 34V36L17 37H15L16 39H14V41H16V40H18L17 38H20L18 41H17V44H14L15 46L14 47H12L11 46V44H10V46L12 47H9V49H11V50H16V49H14V48H17V51H19V52H17V53H19V54H16V53H13L12 54V58L13 57H15L14 55H16L17 56V58H19V59H17L16 60V58L14 59H9L8 58V61L6 60V59H3V60H1L2 61V63L3 62H6L7 61V63H6V65H8V66H6V67H8V68H10V69H6V71L7 72H5V74L7 75V78H8V80H5L6 81V83L7 82H10L9 80L12 78V75H14V77L16 76V74L15 73H17V79L16 78H14L15 79V81H12V82H10L11 83V85H10V83L8 84V85H10V86H8V88H9V91H10V89H11V91H13L14 92V89H12L13 87H15L16 85H17V89L19 90V92L22 90V89H24V86H26V91H28L29 89V86H31L30 87V91L28 92V94L29 95H26V96H28L29 97V100H28V102H30V103H28L25 99H22V97L21 96H19V95H21L20 93H19V97H21L20 99L17 97V94H15V96H16V98H15V96L12 98L11 96V99L12 100H14V101H11L10 99V101L13 103H19L20 102V104H18V105H13L10 101V107H11V104H12V107L11 108H13L12 110H11V108L8 106V108L10 109V111H8L9 109L7 108V106H6V108L8 109H5V110H7V111H4V113H2V111H0V116L3 118V120H4V116L6 115V113L8 114V116L6 117L5 116V120H8V121H10L9 122V124L7 123V127H6V129H4V134L6 133L5 131L7 130V134L8 133H11V136H12V138H14V132H16L15 133V135L16 134H18V133H25L26 132V128L27 129H30V131H31V129H34L35 127L34 126H36V125H34V124H37V125H39L40 123H41V128H40V126H37L38 127V129H39V132H40V134H42L41 135V137H43V136H45V135H43V133H44V131H46V133H44V134H49V135H46L45 137H47L48 139H45L44 137L43 138H41L39 135V137L37 136V137H34L35 139L37 138H40L41 140H43V143L44 144H47V145H45L44 146V144H41L40 146L38 145L39 144V142L40 143H42V141H40V139H39V142H37L38 140L36 139V142L38 143V144H36L35 143V139H34V141L32 142V143H34V149L35 148H37L38 146V150H40V151H37V149H35V152H34V149L31 147L33 144H30L31 143V141L30 140H33V139H31L32 137H33V134H31L32 136H31V138H30V140L27 138V139H25L28 135L30 136V134L29 133H31V132H29L28 130V132L29 133H25V134H23L24 136L26 135V137L25 138H21L22 136L21 135H17V136H15V138H17L18 136H19V138L20 139H18V141H17V139L16 140H14V143L16 144V143H20V145H18V144H16V145H18L19 146V148H23V146H26L28 143H29V145H31L30 147L28 146L27 148H30V150L32 151V152H29L30 150L29 149H27L26 147L25 148H23V149H21V151L23 152V155L24 154H26V155H24L23 156V160H22V164L19 166V167H16V168H14L13 170H14V174L12 173V175L11 174H4V173H2V175H0V251H4V249L7 251V252H9V253H11V254H15V255H19V256H21L22 258H21V260H20V258L18 257V259L16 258V262L14 261V259H13V257L12 258H9V257H6V256H2V255H0L1 256V258H0V261H5V262H9V263H11V264H38L39 262V260H42L43 258H44V256H46V254L45 253H48V252H50L51 250H52V243L53 244H55V246H54V251H55V263L54 264H59V262H60V264L62 263H65V262H63L64 260L66 261V260H68V261H66V263L67 264H74L73 263V258H74V256L73 255H71V253H69V255L67 254V252L65 253L66 255H68L67 257L69 258H67L65 255H64V252H65V250H64V248H63V242L64 241H66V240H68L69 241V238H67V237H69V235L71 236H73L74 235V230L75 229H78V228H80V230H82V229H84V226H86V225H88V223H94V224H91V225H94L95 226V224L96 225H98L99 224V222L98 221H100V220H102L103 219V217H105V216H102L101 214H103L102 213V211H101V209H100V206L98 207L100 210V212H101V214L98 212V208H97V210L95 209V212L93 211V213H96V211L99 213H97L96 214V216L98 217V219L96 220V216H95V218L94 217H92V215H91V212H92V209L95 207L94 205L95 204H93V208L91 209V208H89L90 207V205L92 204V203H94L95 201V196H97V195H95L93 198H94V202H92L91 200L92 199H90L91 198V195H92V193H91V195H90V198H88V196H86L88 199H85L84 201L87 203L88 201H91L90 203L91 204H89V211H90V213H89V211L87 212V211H85V209H83L84 207V204H85V206L86 205H88V204H86V203H83L84 201H83V199L84 198H86L85 197V194H87V192L86 191H84L85 193L84 194H82L81 195V193H83V191H81L82 189L81 188H85L86 187V184L87 183H83V181H84V179H87L86 177H85V175H87L86 173H83L82 172V174H80L81 172H80V170L81 171H83V169H87V163L85 162V160H82V158H81V160L82 161H80V156H77V154H81L80 152H82L83 150H82V148H87L85 151H86V153H89L88 155L86 154V157H84V155L83 154H81V155H83V156H81V157H84V158H86V161L88 160V156H90L89 158H91V159H93V160H95L96 161V164H95V161H93L94 162V169H95V171H94V169L93 168H91L92 166H93V164H92V162H91V164H92V166L90 167L89 165V162H88V166L90 167V169L92 170L91 172H90V170H89V174L91 173V176H92V178L91 179H93V180H95V181H98L99 179V181L100 182H102L103 183V177H104V175H106V174H103V172H104V170L106 169L105 167H100V166H102V165H106V163L107 162H104L105 160L107 161L108 160V163L110 162V165L111 166H109V164L107 163V165H108V167H110L109 169H106V173H107V171H109V170H112L111 168H115L117 165H118V163L121 165L120 167H122V168H120V170L121 171H123L125 168L124 167H126V170L127 169H130V167H127V166H129V162L128 161H126V158H125V155L126 154H128V152L127 153H125V151L126 150H128V148L130 149V150H132V151H134L135 152V154H139V156H141V157H143L144 158V151L146 150V149H148L149 147H151L152 149L154 148V151H155V149H156V151L154 152L151 148L149 149V150H152V152H153V155H155V154H158L159 152L158 151H160V142H161V140H160V138L158 139V133H160L161 131H162V129L160 128L159 129V127L161 126H163L164 124L162 123V119H163V117H162V115L160 114V113H162L161 112V109H163V107L165 106H162L163 105V103H162V101H164L165 99H166V96H165V94H164V96H163V94H160L158 97H160L161 98V96H163V98H164V100H163V98H161L162 99V101H161V104L162 105H160V104H158V106L160 105V108L158 107V106H156V104H154V103H152V102H150L149 100H148V98H147V101H149V102H146V101H140V102H142V104L143 103H148V105L151 107V105L150 104H154V108L152 107V111H153V109L155 110V113L156 114H158V115H156V116H161V119L159 118V117H157L156 118V116L154 117V118H156L155 120H157L158 119V122H160L161 124H159V127L157 126V128L156 127H154L153 128V126L154 125H156V121L154 120V123L151 121V125H152V123L154 124V125H152V128H153V130H151L150 129V127L149 128H147L148 130H150V131H148L147 129V132L149 133V135L148 134H146L147 132H145V131H143V129L145 128V126L143 125V124H145V121L147 120V119H150L149 117L151 116V114H152V116L154 115V113L151 111V110H149V108L150 107H148V108H146V109H144L142 106V104H140V103H138L137 105H139V107H141V108H139L138 106H136V103H135V106L137 107V110H135L136 111V114H137V116L135 115V112H134V109H136V107L135 106H132L133 104L132 103H130L131 101H129L131 98H129V99H127V98H125V97H127L126 96V94H129L130 92H132L133 90H134V88H138L137 87V85H139V89H135L136 91H134V92H132V93H135V92H137V95L138 96H140L141 98H139L138 96H137V101H139L140 99H142V100H145L146 99V97H143V96H145V95H147V97H150V99H151V97H152V99L151 100H153V97L155 96V97H157V95L159 94H156V92H158V90H160V88L161 89H163L162 87H160L161 85L163 86L164 85V83H163V81L161 80V82L159 81L160 80V78L158 77V73L156 72V69H155V61H154V56H153V52L151 51V50H148V48H150L149 46H148V43H147V39H146V37L148 36H146V34L148 33L149 34V32H150V29L148 30L149 32H147L146 34H144L142 31H140V33H137L138 32V29H139V27H138V25H137V23L136 22H133V21H131L132 23H130V24H134L135 23V25H137V28H136V30L137 31H135L134 32V30H135V28H133L135 25H131V26H133V27H131L130 26V24H129V22L130 21H127V20H123L122 18L120 19V17H119V19H118V21L117 22H119V24L118 25H116L115 24V26H118V27H120V26H122V28L124 29V27H123V25H124V23H125V26L127 27V25H126V23L128 24V26H130V27H128L130 30H132L131 28H133L134 30H132L134 33H136V34H138V36L140 37H137L136 35V37L138 38V39H136L133 35H134V33L132 34V32H129V34H127L128 33V31L126 32L125 30H122V32H121V30H120V33H119V31H118V27H116L115 28V26H114V22H113V24L112 23H105V25H103L102 24V28H100V27H98L96 24H94V21L91 19H89L90 17H88V16H84ZM75 19V17L73 18V20ZM67 20V19H66ZM65 20V21H66ZM81 20V19H80ZM76 21H78L77 20V18H76ZM75 21V22H76ZM109 21H106V22H109ZM74 22V21H73ZM79 23V22H78ZM81 23V22H80ZM71 24V23H70ZM76 24V23H75ZM140 24V23H139ZM145 24V23H144ZM109 25V26H108ZM143 25V24H142ZM18 26H20V25H18ZM23 25H21V27H22ZM73 26V25H72ZM76 26V25H75ZM74 26V27H75ZM146 26V28H144V31H146L145 29H148L149 28V26L147 27V24L145 25ZM125 27V29H127ZM136 27V26H135ZM16 28H18V27H16ZM121 28V27H120ZM119 28V29H120ZM143 28V27H142ZM25 29V30H24ZM28 29H27V31H28ZM74 29V28H73ZM85 29V30H86ZM84 30V31H85ZM142 30V29H141ZM31 31V30H30ZM123 31H125L126 33H124ZM14 32L15 31H13V33L11 34V36H10V38H9V40L11 41V40H13V35H14ZM34 32V33H33ZM69 32V31H68ZM67 32V35L69 34ZM76 32H78V31H76ZM76 32H75V30H74V34H76ZM83 32V31H82ZM17 33V32H16ZM122 33V34H121ZM130 33L132 34V36H133V38L134 39H136V41L138 40L139 41V43H141V45L143 44L142 43V41L144 40V38L146 39L145 41H144V44L145 45H147V46H144V47H147V48H145V50L144 51H140L142 48H144L143 46H141L140 44H138V45H136L135 43V40L134 41H132V43H130L131 45L129 46V47H133V45L135 44L136 46H137V48H138V46L140 45L141 46V48H138V49H140V50H137L136 51V48H135V50L133 51V50H131V48H130V52H132L133 51V54L136 52V56L135 55H133L132 56V54H131V56H132V58L134 57L135 59H137V57L140 55L141 57H142V55L144 56V60L145 59H147V60H143L144 62L142 63V60H138L137 59V61L134 59V60H132V58H131V62L134 64V61H136L137 63H135V64H137V65H135V66H133V64H132V66H131V63H130V65H129V59H130V52H128V53H126L125 51V53H126V57L127 56H129L128 57V61L129 62H127V65H126V62H124L125 64H123V60L124 61H127V59H126V57L124 58V54L123 53H121V49H119V48H117V49H119V50H116V49H113V46H114V48L117 46H119L120 44V48H121V46H122V43L124 42V40L127 38V35H130ZM142 33V35L140 36L139 34H141ZM84 33H82V34H79V35H83ZM103 34H106L105 35V39L107 40L106 41V43H108V45H109V47L110 48H108V46H105V40H104V37H103ZM120 34V35H119ZM125 34H127L126 35V38L125 39H123L124 38V36H125ZM93 36H95L94 38H96L97 37V39H99V41H97V39H94L93 38ZM107 36V37H106ZM131 36V35H130ZM11 37H13V38H11ZM35 37V36H34ZM48 37H49V39H48ZM80 37V36H79ZM25 38V39H26ZM42 38V40L43 41H40V39ZM76 38V36H72V35H68V39L69 40H74ZM48 39V40H47ZM79 39V40H78ZM123 39V42L121 41ZM143 39V40H142ZM20 40V41H21ZM80 40H82V41H80ZM140 40H142L141 42H140ZM10 41H9V43H10ZM13 41V42H14ZM110 41H111V43H110ZM122 42V43H120L119 45H118V42ZM126 41V40H125ZM127 41L128 42H130L131 41V39H130V37H129V40H128V38H127ZM127 41H126V43H127ZM138 41H137V43H138ZM23 42H25V40L23 39V41L22 42H20V43H23ZM98 42H102V44H104L103 46L104 47H107L108 49H109V51H107V52H109V53H106L105 55L103 54L105 51H104V49L102 48L101 50H97V49H100L102 46H101V44L100 45H98V46H100V47H98L97 48V44H98ZM113 42H116V44H114L113 45ZM12 43V42H11ZM15 43V42H14ZM35 43V44H34ZM95 43H97L96 44V46H93V45H95ZM125 43V42H124ZM123 43V44H124ZM40 46H39V45ZM72 44V46L70 47V45ZM82 44V43H81ZM81 44H78V45H80L81 46ZM84 44H82L83 46H84ZM143 44V45H144ZM13 45V44H12ZM19 45V44H18ZM17 45V46H18ZM23 45V44H22ZM25 45V44H24ZM48 45H49V47L51 48L50 50H48L49 48H48ZM127 45H129V43L127 44ZM36 48H35V47ZM39 46V47H38ZM82 46V48L80 49V50H84L85 49V46L83 47ZM125 46H126V44H125ZM135 46V47H136ZM139 46V47H140ZM19 47H21V44L19 45ZM23 47V48H24ZM29 48V49H32V48ZM37 47H38V49H37ZM75 47H78V46H74V48ZM95 47V48H94ZM124 47V45L122 46V48ZM74 48H72V49H74ZM125 48V47H124ZM123 48V49H124ZM92 49V50H91ZM107 49V50H108ZM123 49H122V51H123ZM133 49V48H132ZM10 50V51H11ZM48 50V51H47ZM103 50V51H102ZM111 50H116L117 52L118 51H120V53L123 55V57H122V59L123 60H121L122 62H118L117 60L115 61V57H112V55H114V54H112V51ZM127 50H129L128 49V46H127ZM143 50V49H142ZM32 51V50H31ZM56 51V52H55ZM70 51V52H69ZM76 51V52H75ZM103 52L102 54L104 55L103 56V58L106 56V60L108 61V63L110 64V65H108L107 66V62H106V60H105V58H104V60H105V62L103 61V58L101 57L102 56V54L101 55H99V52ZM110 51H111V53H110ZM115 51V52H116ZM14 52V51H13ZM21 52H23V53H21ZM33 52V51H32ZM53 52V53H52ZM114 52V53H115ZM35 53V54H36ZM46 53V54H45ZM91 53H93V52H91ZM90 53V54H91ZM21 54H24L23 56L21 55ZM45 54V55H44ZM55 54H56V56H55ZM72 54V53H71ZM83 54V55H82ZM110 56H109V55ZM128 54V55H127ZM18 55H19V57H18ZM50 55V56H49ZM93 55V54H92ZM28 56H29V58H28ZM46 56V57H45ZM115 56V55H114ZM117 56V55H116ZM31 57V58H30ZM36 57V58H35ZM39 57V56H38ZM108 57H109V59H108ZM118 57V56H117ZM28 58V59H27ZM52 58V59H51ZM57 59V60H59V62H58V65H60V66H58L57 64H53V65H48L47 66V62H46V64L45 65H42V64H44L45 63V61H49L50 59L52 60V61H54V59ZM111 58V59H110ZM119 58H120V55H119ZM49 59V60H48ZM56 59H55V61H56ZM99 59V60H98ZM101 59V60H100ZM126 59V60H125ZM139 59H140V57H139ZM142 59H143V57H142ZM12 60H13V62H12ZM24 60H28L29 62H32L33 63V66H34V68H35V66L37 65L38 66V71L37 72H35V73H37V76H38V74H40L41 76H42V78H43V80H44V77H45V79H46V77L48 78V72L49 73H51V72H53V71H57L58 70V74L62 77V79L64 78L65 79V77L67 76V77H69V79L72 81V82H68L69 84H67L65 81H64V84H66V86L67 85H70L71 83V87L70 86H68V87H70V89L72 90V92H73V94H70V97H72L73 99L72 100H70V103L72 104V105H76L75 107H77L78 105H80L82 102V100H84L85 102L87 101L86 99H88V95H89V98L91 97V95H90V91L91 90H93V91H91L92 93L91 94H93V96H92V99H94V100H92L91 98H90V100H91V102H94V103H92L91 104V102L89 101V99H88V101H87V103H85L84 101V104H86L87 106H85V105H80V106H78L77 108H75L74 106H72L71 107V109L69 108L70 106H68V104H67V106L64 104L65 103V101H64V103H63V105H62V103H61V101H58V103L60 102L61 104H60V106H58V107H53L52 109V112H50L51 111V108H50V111L48 110L49 108H48V106H47V102L49 103V99H55V97H57V95L61 92H59L58 93V91H56V89L54 90V88H55V86H54V84H53V87L51 88V87H49L47 84H43V83H46V82H43V80H39L38 81V79L39 78H36L37 76L35 75V77H32V75H30V74H32V72H31V69L32 68H30V67H32V64L31 63H28V61H27V65L28 64H31L30 66L28 65V67L26 66V68H28V70L27 71H30V73H27V74H29L30 75V77L28 76V78L26 77V74H24V73H26V72H24V73H22V75L20 74V70H18V68H16V69H14V66L15 67H20L22 64H20L21 63V61H23L24 62ZM31 60V61H30ZM51 60L49 61V62H51ZM110 60H112V61H110ZM92 63H91V62ZM115 61V62H114ZM138 61H141L140 63H142V65L138 62ZM16 62H17V64H16ZM41 62V63H40ZM43 62V63H42ZM49 62H48V64H49ZM90 64H88V63ZM103 64V66H105L104 64H106V66H105V68L103 67H101L100 66V64ZM104 62V63H103ZM2 63H0V66L2 65ZM37 63V64H36ZM52 63V62H51ZM76 63H77V67H76ZM119 63V64H118ZM145 63V64H144ZM25 64H26V62H25ZM79 64H80V66H79ZM81 64H82V67H81ZM118 64V65H117ZM147 64V65H146ZM84 65V66H83ZM87 65V66H86ZM23 66H25V65H23ZM22 66V67H23ZM85 66H86V70H84L85 69ZM115 66H116V68H115ZM121 66V67H120ZM136 66L137 67H141V68H137V70H136ZM149 66V67H148ZM153 66V67H152ZM3 68L5 67V64H4V66H2ZM41 67H43V68H46V70L45 71H43V68H42V70L40 71L39 70V68H41ZM79 67V68H78ZM94 67H95V69H94ZM100 68V69H98V68ZM108 67H110V72H111V74L109 75V71H108ZM117 67H118V69H117ZM135 68V72L137 73V71H139L137 74H138V76H137V74L136 73H134V70L132 71L130 68ZM151 67V68H150ZM1 68V67H0ZM24 68V67H23ZM26 68H24L25 70H26ZM64 68V69H63ZM82 68V69H81ZM107 68V69H106ZM115 68V69H114ZM133 68V69H134ZM147 68H149V69H147ZM22 69V68H21ZM30 69V70H29ZM73 69L75 70V71H77V72H74L73 71ZM103 69V70H102ZM120 69V70H119ZM127 71H126V70ZM8 70H11V72H10V75L9 74H7L8 73ZM80 70V71H79ZM84 70V71H83ZM91 70V74L89 75V74H87V71L89 72ZM115 70V71H114ZM149 70V71H148ZM5 71V70H4ZM23 71V70H22ZM21 71V72H22ZM34 71H35V69H34ZM33 71V72H34ZM40 71V72H39ZM107 71V72H106ZM120 73H118V72ZM125 71V72H124ZM1 72H2V70H1ZM0 72V73H1ZM15 72V73H14ZM60 72V73H59ZM82 72H86V74L84 73H82ZM134 74H133V73ZM4 73V72H3ZM2 73V74H3ZM54 73V72H53ZM65 73V74H64ZM75 73H77L76 75H75ZM113 73H115V74H117V75H115L114 76V78H113ZM123 73V74H122ZM18 74H20V75H18ZM25 76H24V75ZM44 74V75H43ZM45 74H47V76L45 75ZM67 74V75H66ZM82 74H83V76H82ZM142 74V76H140ZM4 75V74H3ZM6 75H4V76H2L3 78L6 76ZM50 75V74H49ZM65 75V76H64ZM70 75V76H69ZM73 75V76H72ZM88 75L90 76V78H93V79H91L90 80V78L88 77ZM111 77L110 79L108 78L109 76ZM132 75V76H131ZM135 75V76H134ZM154 75H157V76H154ZM25 77V78H27V80L25 79V81L23 82V80H24V78H22V77ZM50 76H52V73H51V75ZM49 76V77H50ZM118 76V77H117ZM130 76V77H129ZM134 76V77H133ZM144 76V77H143ZM152 76V78H150ZM39 77V76H38ZM54 77V76H53ZM66 77V79H67V81H70V80H68V78ZM72 77L74 78V79H72ZM76 77H77V79H76ZM83 77V78H82ZM116 77V78H115ZM128 77L129 78H131V79H128ZM140 77V78H139ZM146 77L147 78H150L151 79V81H153V79L154 78H156V77H158L159 78V80H157L158 82H160V88L158 87L157 89V91L155 90V93H152L151 94V92L149 93V91H151V89L149 90L147 87L149 86V81H147V82H145V80H149V79H146ZM154 77V78H153ZM55 78V77H54ZM59 78V77H58ZM81 78V79H80ZM107 78H108V80H110V81H114L113 83L112 82H110V84L108 83L109 81L107 80ZM124 78V79H123ZM129 80H127V79ZM143 78V79H142ZM6 79V78H5ZM21 79H23L22 80V84H19V81L21 80ZM33 79H37V81L40 83V84H35L36 83V81L34 82L33 81ZM50 79H53V78H50ZM80 79V80H79ZM86 79H88V81L90 82V83H88V87H87V84L85 83V82H83V80L84 81H86ZM120 79V80H119ZM134 79H135V81H134ZM137 79V80H136ZM140 79H142V80H140ZM17 80V81H16ZM79 80V81H78ZM116 80H118L117 81V83H116ZM124 80H125V82H126V84H125V82H124ZM130 80H131V82H130ZM139 80V81H138ZM144 80V81H143ZM156 80V79H155ZM1 81H2V79H0V85L1 84H3V83H1ZM53 81H55V80H53ZM56 81H57V79H56ZM55 81V82H56ZM94 81V82H93ZM121 81V82H120ZM123 81V82H122ZM134 81V83H132ZM137 81V82H136ZM141 81V82H140ZM60 82H62V80L60 81ZM80 82V83H79ZM128 82H129V84H128ZM154 82H156V81H154ZM153 82V83H154ZM29 83H30V85H29ZM51 83V82H50ZM83 84V90H85L84 89V85L86 84V87H87V89H86V91H84L83 92V90H81L80 89V87H77V86H80V84ZM94 83V84H93ZM99 83V84H98ZM124 83V84H123ZM132 83V84H131ZM137 83V84H136ZM138 83H140V84H138ZM148 85H147V84ZM153 83H152V85H153ZM167 83H169V82H167ZM33 84L35 85V86H33ZM42 84V85H41ZM52 84V83H51ZM56 84V83H55ZM60 84V83H59ZM59 84H56L57 86L59 85ZM77 84V85H76ZM92 84V85H91ZM100 84H101V87H100ZM108 84L109 85H111V86H109L108 87ZM113 84H114V86H113ZM121 86H120V85ZM133 84H135L134 85V88H133ZM143 84V85H142ZM45 85H47V87H49V88H47V89H52L53 90V92H52V90H50L51 91V93H50V91H48V90H46V86ZM50 85V84H49ZM62 85H63V83H62ZM62 85H60V86H62ZM97 85H99V86H97ZM116 85V86H115ZM126 85H128V86H126ZM145 85V86H144ZM147 85V86H146ZM150 85H151V83H150ZM155 85V88L154 89H156V84H154ZM153 85V86H154ZM170 86H171V83L169 84ZM4 86H6V84L4 85ZM4 86H0V87H4ZM11 86H12V88H11ZM41 86V87H40ZM43 86H44V88H43ZM56 86V88H58ZM65 86V85H64ZM63 86V87H64ZM73 86H74V89H73ZM91 86V87H90ZM92 86H93V88H97V90H102V89H104L105 90V88H106V91H104L103 90V93H102V91H97V90H95V89H93L92 88ZM96 86V87H95ZM136 86V87H135ZM144 86V87H143ZM165 86H166V83H165ZM165 86H163V87H165ZM33 87H36V88H38L37 90H36V88H34L33 89ZM39 87H40V89H39ZM63 87H61V88H63ZM85 87V88H86ZM118 87V88H117ZM122 89H120V88ZM131 87H132V90L130 91V92H127V91H129L130 89H131ZM140 87H142V88H140ZM150 88H152L151 86H149ZM167 88L169 87V86H166ZM165 87V88H166ZM2 88H1V90H2ZM4 88H7V86L6 87H4ZM7 88V89H8ZM22 88V89H21ZM45 90V91H42L43 89ZM67 88V87H66ZM65 88V89H66ZM76 88H77V91H76ZM100 88H102V89H100ZM109 88V89H108ZM124 88L126 89V90H124ZM127 88H128V90H127ZM130 88V89H129ZM145 88H146V90H145ZM171 87H169V89H170ZM16 89V87H15V91L17 90ZM28 89V90H27ZM60 88H58L57 90H59ZM142 89L144 90V91H142ZM153 89V88H152ZM168 89V90H169ZM4 90V89H3ZM17 90V91H18ZM41 92H40V91ZM62 90V89H61ZM71 90H70V92H71ZM76 91V95L77 94H80L81 96H79V97H77V96H75V93H74V91ZM108 90H110L109 92H108ZM117 91V90H121V92H115V91ZM141 90V91H140ZM147 90H148V93L149 94H146V92H147ZM164 91H166V89H163ZM163 90H161L160 91V93H162L163 92ZM8 91V90H7ZM39 91V92H38ZM69 91V88H68V90H67V92ZM94 91H95V95H96V97H95V95H94ZM114 92V94L112 93V92ZM123 91V92H122ZM153 91V90H152ZM3 92V91H2ZM24 92H25V89H24ZM43 92V93H42ZM49 92V93H48ZM63 92H66V91H64L63 90ZM63 92H61V93H63ZM125 92H127V93H125ZM142 92H145V94L144 95H140V93L142 94ZM1 93V92H0ZM6 93H8V92H6ZM10 94H11V92H9ZM23 93V92H22ZM27 92H25V94H26ZM40 93H41V95H40ZM56 93V94H55ZM69 93V92H68ZM67 93V94H68ZM99 93V94H98ZM101 93V94H100ZM106 93H108V94H106ZM111 93V94H110ZM120 93V94H119ZM10 94H8L7 95V98H8V96L10 95ZM13 94V93H12ZM24 94V93H23ZM22 94V95H23ZM25 94H24V98H25ZM46 94V95H45ZM47 94H48V96H47ZM51 94H52V96H51ZM88 94V95H87ZM119 94V95H118ZM151 94V95H150ZM6 94H0V104H3L4 102H2L3 100H1V97H4ZM14 95V94H13ZM34 95H35V98H34V100L32 99L33 97H34ZM50 95V96H49ZM53 95H55V96H53ZM72 95H74V96H72ZM86 95V96H85ZM105 95H107V96H109V97H107V96H105ZM112 95V96H111ZM117 95V96H116ZM123 95V96H122ZM154 95V96H153ZM60 96V95H59ZM63 96V95H62ZM60 97V98H63V97ZM83 96V97H82ZM85 96V97H84ZM113 96H114V98H113ZM132 96V95H131ZM6 97V96H5ZM5 97H4V100H5V102H6V99H5ZM27 97V98H28ZM46 97H48V100H46L47 98ZM67 97V96H66ZM68 97H69V95H68ZM87 97V98H86ZM95 97V98H94ZM116 97V98H115ZM121 97V98H120ZM130 97V96H129ZM134 96H132V98H133ZM15 98V99H14ZM43 98H45L44 100H43ZM111 98V99H110ZM143 98H145V99H143ZM3 99V98H2ZM22 99V100H21ZM57 99H58V97H57ZM70 99V98H69ZM114 99V100H113ZM119 99V100H118ZM120 99H121V101H120ZM125 99V101H122V100H124ZM156 100H159V98H155ZM160 99V100H161ZM32 100V101H31ZM59 100H61V99H59ZM63 100V99H62ZM81 100V101H80ZM110 100H112V101H110ZM160 100H159V103H160ZM21 101H23L22 103H21ZM40 101V102H39ZM51 101V100H50ZM53 101V100H52ZM54 101H56V100H54ZM117 101H120V102H122V104H120L119 103V106L117 105ZM154 101V100H153ZM166 101V100H165ZM31 102H33V104L31 103ZM35 102H37V103H35ZM43 102V103H42ZM68 102V101H67ZM74 102V103H73ZM77 102H78V105H77ZM79 102H80V104H79ZM156 103H158L157 101H155ZM8 102H6V104H7ZM24 103V104H23ZM44 103H46V105L44 104ZM88 103L89 104H91V105H88ZM111 103H113V104H111ZM115 103V104H114ZM126 103V104H125ZM22 104V106L20 107V105ZM25 104H28L27 106H29L28 108H27V106H25ZM33 105V107H32V105ZM54 104H55V102H54ZM54 104H51V102L49 103V107H52L51 105H53V106H55ZM130 104V105H129ZM37 105V106H36ZM56 105H57V102H56ZM59 105V104H58ZM113 105L115 106H117V108L115 107V108H113ZM126 105V106H125ZM140 105H142V106H140ZM147 105V104H146ZM146 105H144L145 107H146ZM147 105V106H148ZM17 106H19L20 108H17ZM39 106H40V108H39ZM127 106H128V108H127ZM4 107H5V104H4ZM38 107V108H37ZM44 108V110H43V108ZM60 107V108H59ZM73 107H74V110H73ZM79 107H81V108H79ZM87 107V108H86ZM157 108V111H159L160 110V113H157V111H156V108ZM162 107V108H161ZM25 108H27L28 109V111H26V109L24 110ZM29 108L30 109H32V112L31 111H29ZM42 108V109H41ZM47 108V109H46ZM89 108V109H88ZM92 108V109H91ZM139 108V109H138ZM33 109H34V111H35V114H34V111H33ZM39 109V110H38ZM41 109V110H40ZM56 109V110H55ZM81 110L80 112H84L85 114H83V113H80V112H78L77 110ZM83 109H85V111L87 110L88 111V113L87 112H85ZM117 109V110H116ZM133 110V116H131L132 115V113H131V111L130 110ZM140 109H142V110H140ZM144 109V110H143ZM159 109V110H158ZM46 110H48L47 112H48V115H47V112H45ZM76 110V111H75ZM119 110V111H118ZM123 110V111H122ZM139 110V111H138ZM146 110V111H145ZM16 111H18V113L16 112ZM22 111V112H21ZM53 111H54V113L56 112V113H58V111H59V113L61 114V120H62V118H64L65 119V117H64V115H67V118H69L70 119V117H68L71 113H72V115H70V116H72V119H74V121L72 120V122H73V124H72V126L75 128L76 127V129H74L73 127H69V126H64V128L63 129H65V130H67L66 132V134H65V132L60 136V138L59 139H54V140H51V139H53L54 137H55V134H51V133H53V132H50L51 130H53L54 131V133H56V131H57V134L58 133H60V132H58L60 129H59V127H57V126H55V125H53V124H50V128H52L49 132L47 131V130H45V129H47V127H45V124H46V126H48V128H49V124L47 125V119H45L46 117L49 119V123H52V119H53V116H52V113H53ZM70 111V112H69ZM93 111V112H92ZM118 111V112H117ZM120 111H122V113L120 112ZM129 111V112H128ZM138 111V112H137ZM142 111V112H141ZM19 114L18 115V117L19 116H23L24 115V117H26L25 116V114L26 113H28L27 114V118H25V120H24V122L26 121V123H22V122H20L21 120V117H17V114ZM25 113V114H22V113ZM39 112V113H38ZM44 112H45V114L46 115H44L43 117L42 116H40L41 114L43 115L44 114ZM75 112V113H74ZM77 112V113H76ZM120 112V113H119ZM144 112V113H143ZM151 112V113H150ZM9 113H11V116H10V114ZM37 113V114H36ZM50 113V114H49ZM55 113V114H56ZM58 113V114H59ZM94 113V114H93ZM5 114V115H4ZM13 114H15V115H13ZM58 114H56V115H58ZM81 114V115H80ZM86 114H88V115H86ZM90 114H92V115H90ZM121 114V115H120ZM147 114V115H146ZM160 114V115H159ZM31 116V118L29 117V116ZM63 115V116H62ZM79 115L81 116V117H79ZM142 115V116H141ZM146 115V117H144ZM150 115V116H149ZM10 116V117H9ZM49 116V117H48ZM59 116V115H58ZM77 116V117H76ZM89 116V117H88ZM93 116V117H92ZM120 116V117H119ZM151 116V117H152ZM37 117V118H36ZM54 117H56V116H54ZM76 117V118H75ZM84 117H86V118H84ZM88 117V118H87ZM134 117H136V118H134ZM2 118H0V119H2ZM11 118H12V120H11ZM15 118H16V121H15ZM52 118V119H51ZM57 118V117H56ZM66 118V119H67ZM79 118H81V119H83V120H81V119H79ZM130 118H131V120H130ZM141 118H143V119H145V120H143V119H141ZM17 119L19 120V122L17 121ZM45 119V121H43ZM57 120V123L56 124H58V122L60 121L61 122V120ZM77 119V120H76ZM87 119V120H86ZM4 120V121H5ZM29 120V121H28ZM32 120H34V121H32ZM35 120H37V122L35 121ZM38 120H42L43 122H45L44 123V126H43V122H40V121H38ZM47 120V121H46ZM54 120V119H53ZM78 120H80V124L78 125V123H79V121ZM135 120V121H134ZM144 121V123H143V121ZM151 120V119H150ZM149 120V121H150ZM1 121V120H0ZM2 122L3 124H1L2 125V127H3V125L5 126L6 124H4L5 122ZM13 122V124H12V122ZM23 121V120H22ZM64 121H66V120H64ZM95 121V122H94ZM132 122V124H131V122ZM140 121L142 122V123H140ZM31 122H33V123H31L33 126H31V124L30 123ZM35 122V123H34ZM54 122V121H53ZM67 122V121H66ZM70 122V121H69ZM71 122V123H72ZM83 122H84V125H83ZM16 123H17V125H16ZM68 123V122H67ZM71 123H68L69 125L71 124ZM87 123V124H86ZM146 123H148L149 124V126H150V123L148 122V121H146ZM164 123H165V121H164ZM30 124V125H29ZM64 124H65V122H64ZM90 124H92V125H90ZM136 124V125H135ZM148 124H145V125H148ZM163 124V125H162ZM14 125V126H13ZM26 125V126H25ZM52 125H53V127H52ZM81 125H83V127L81 126ZM133 125V126H132ZM134 125H135V127L136 128H134ZM158 125V124H157ZM10 126H12L11 128H12V130H10L11 128H10ZM62 126V125H61ZM88 126H89V128H88ZM144 126V127H143ZM2 127L0 128V131L2 132L3 131V129H2ZM29 127V128H28ZM37 127H36V130H37ZM44 127V128H43ZM79 129H78V128ZM80 127H82V128H80ZM140 127H143L141 130H140ZM8 128H9V130H8ZM54 128V129H53ZM85 128V129H84ZM94 129V130H90V129ZM2 129V130H1ZM43 129V130H42ZM57 129H59V130H57ZM88 129H89V131H88ZM36 130H34L35 132H36ZM79 130V132L77 133V131ZM140 130V131H139ZM20 131V132H19ZM25 131V132H24ZM33 131V132H34ZM42 131V132H41ZM87 131H88V134H86L87 133ZM91 131V135L93 136H91V137H89L88 135H89V132ZM154 132V133H152V132ZM160 131V132H159ZM34 132V133H35ZM69 132H74V134L72 133V137L70 136V138H73V137H75V136H77V139H80V138H78V137H81V135H82V139L81 140H78V143H76V145H74V147L76 146V148H74L75 149V151L77 152V153H75V151H71V153L72 152H74L75 154H76V156L75 155H71V153L69 152V155H70V158H69V155H66V154H68V153H66V152H68L69 150H74V149H72L71 148V143L70 142H68V141H65L66 139L68 140V138H67V134H69L70 135V133ZM82 133L81 135H79V133ZM85 132V133H84ZM37 133H38V130H37ZM62 133V132H61ZM60 133V134H61ZM93 133H94V135H93ZM3 134V135H4ZM77 134V135H76ZM115 134L117 135V136H121V137H116L115 136ZM152 134H153V136H152ZM37 134L35 133V136H36ZM50 135H52L51 136V138L49 137ZM74 135V136H73ZM79 135V136H78ZM151 135V136H150ZM21 136V137H20ZM65 136V140L64 139H62L63 137ZM96 136V137H95ZM142 136H143V138H142ZM145 136H148L147 137V139H145L146 137ZM103 137V138H102ZM109 137H111V139L109 138ZM154 137V138H153ZM50 138V139H49ZM55 138H57V137H55ZM69 138V139H70ZM94 138H95V140H96V142H95V140H94ZM98 140H97V139ZM151 138V140H149ZM26 140H27V144H25L24 145V143L26 142ZM30 142H29V141ZM46 140V141H45ZM55 140H56V145H55ZM59 140V141H58ZM63 140H64V142H63ZM75 140V142L77 141L76 139H74ZM73 140V141H74ZM87 141L88 140V143L91 145L92 144V146L94 145V143H96L97 144V146L96 147H98L97 149L99 150H96V147H92L93 148V153L91 152V149H90V145H89V147H87L85 144V142H83V141ZM92 140V141H91ZM99 140H100V142H99ZM128 140V141H127ZM142 140H146L144 143H143V145H146V143L148 144L149 143V145L146 147V146H143V147H140L139 145L141 144L140 142L142 141ZM17 141V142H16ZM58 141V142H57ZM61 141V142H60ZM71 142H72V140H70ZM135 141H139V143H138V146H137V143H136V145H135V143H133V142H135ZM155 141V142H154ZM66 142H68L69 144H70V146L68 145V147L66 146V147H64V149L66 148L68 151H66V152H64V154H63V149H62V152H61V150H58L59 151V153L61 152L62 154H63V157H64V155H66V156H68L67 158H68V160L69 159H71L72 158V162H68L69 164H70V167L71 166H73V162H74V159H75V165L77 166L78 164L76 163L77 161L79 162V165H82L83 166V162H85V164H84V168L82 169V168H80L79 167V165L77 166V169H76V174L75 175H72V173H75V172H72L71 173V171H75V170H73V168H75L74 166H73V168H71L72 170L71 171H67L66 169V171L67 172H65L64 171V173L66 174H64V173H62V174H60L61 172H59V174H57L56 173V171H59L57 168L59 167L58 166V164L60 163H56V166H57V168H56V166H54V168H56V169H54V168H52L53 170H56L55 172H54V174L55 175H53V174H51L52 172H50L49 170H52L51 169V167L53 166V164L55 165V163H48V162H51L52 160H51V158L53 157L54 158V156L57 154V149H59V145H61V147L63 148V145L65 146V145H67L68 143H66ZM82 142H83V144L85 145H83L82 144ZM93 142V143H92ZM109 142H111V143H109ZM122 142V143H121ZM153 144H152V143ZM51 143V144H50ZM60 143V144H59ZM74 143V142H73ZM98 143H100L99 145H98ZM106 143V144H105ZM115 143H117V145H115ZM126 143V144H125ZM154 143H155V145H154ZM52 144H54L53 146H52ZM59 144V145H58ZM79 145V147H78V145ZM82 144V148H81V145ZM111 144H114L115 146H113V145H111ZM173 144V143H172ZM171 144V145H172ZM111 145V146H110ZM123 145V146H122ZM133 146V147H131V146ZM151 145V146H150ZM46 147V148H41V147ZM100 146V147H99ZM117 146V148L119 147V149H121L122 150V153H121V155L118 153V154H114L115 152H113V150L114 149H116L115 147ZM154 146H156V148L154 147ZM53 147V148H52ZM106 147V148H105ZM139 147V148H138ZM145 147H146V149H145ZM57 148V149H56ZM71 148V149H70ZM100 148H101V150H100ZM123 148H125V149H123ZM159 150H158V149ZM50 149V150H49ZM61 149V148H60ZM78 149H79V151H78ZM108 149V150H107ZM134 149V150H133ZM138 149V150H137ZM26 150V151H25ZM42 150V151H41ZM44 150H46V152L44 151ZM49 150V151H48ZM80 150H82V151H80ZM95 150V151H94ZM37 151V152H36ZM56 151V152H55ZM103 151H104V153H103ZM147 151V150H146ZM40 152V153H39ZM44 152V153H43ZM95 152V153H94ZM124 152V153H123ZM156 152H158V153H156ZM32 153V154H31ZM51 153V154H50ZM56 153V154H55ZM66 153V154H65ZM96 153H98V154H96ZM100 153H103V154H106L105 156H103L102 154H100ZM148 154H149V151L147 152ZM147 153H146V155H145V157L147 158H144L145 159V163L144 164H146L147 162H149L150 161V165L152 166V163H151V160L153 161V158H155V156L153 157V158H151L150 157V160H149V156L151 155H147ZM155 153V154H154ZM37 154V155H36ZM46 154V155H45ZM55 154V155H54ZM73 154V153H72ZM85 154V153H84ZM91 154H92V156H91ZM160 154V153H159ZM158 154V155H159ZM30 155H32L33 157H35V158H33L34 159V161L35 160H37V162H38V165H41V166H43L44 164H45V166H48V164H52V166L50 167V165H49V167H47L49 170H47L50 174H48V173H46V174H44L45 172V170H46V167L44 168V167H41L40 168V166H38L39 167V169H38V167H36V165H37V162L35 163H33V159H32V157L30 156ZM41 155H45L44 157L43 156H41ZM52 155H54V156H52ZM96 155H98V157H99V155H100V158L98 159V157L96 156ZM117 155V156H116ZM38 156V157H37ZM41 156V157H40ZM50 156H52V157H50ZM57 156L59 157L60 155H58L57 154ZM62 156V155H61ZM65 156V157H66ZM104 158H103V157ZM107 156H109V158L108 159H106L105 157H107ZM114 156H115V158H114ZM119 156H123V157H119ZM157 156V155H156ZM160 158V160H159V162H160V165H161V156H159ZM52 158V159H53ZM60 158V157H59ZM62 158V157H61ZM58 159V160H62V159ZM26 159V160H25ZM79 159V160H78ZM103 159V160H102ZM115 159V160H114ZM49 160H51V161H49ZM55 160H56V158H55ZM54 160V161H55ZM100 162V163H102V162H104L102 165H100L99 167L101 168V169H104L103 171L101 170V169H99V170H97V168H98V164H100V163H98L97 164V162L98 161ZM102 160V161H101ZM114 160V161H113ZM149 160V161H148ZM156 160H158V159H156ZM44 161H47L46 163H44ZM64 161L66 162L67 160H65V158H64ZM90 161V160H89ZM112 161V162H111ZM154 161H155V159H154ZM43 162V163H42ZM58 162V161H57ZM63 162V160L61 161V163ZM64 162V163H65ZM42 163V164H41ZM81 163V164H80ZM124 165H123V164ZM156 163V162H155ZM154 163V164H155ZM67 164V163H66ZM113 164V165H112ZM156 164H158V163H156ZM156 164H155V168H156ZM68 165V164H67ZM85 165H86V168H85ZM66 166V165H65ZM113 166H115V167H113ZM158 167L157 168H159L160 167V171H162V168H161V166H159V165H157ZM26 167H28L27 169H26ZM36 167V170L34 169V168ZM63 167V166H62ZM33 168V169H32ZM45 169L44 171L42 170V169ZM67 168H69L68 166H67ZM78 168H79V170H78ZM152 168V167H151ZM154 168V169H155ZM24 170L25 172L27 171L28 172V169H29V172L28 173H24V171H18V170ZM38 169V170H37ZM123 169V170H122ZM154 169H151V170H154ZM35 170V171H34ZM64 170V169H63ZM63 170H61V171H63ZM156 170V169H155ZM154 170V171H155ZM16 171H18L20 174H15V172ZM32 171H34V172H36V173H32ZM94 171V172H93ZM98 173H97V172ZM114 171H116V169H114L112 172H111V174L110 173H107V175L108 176H111L112 174H114L115 172ZM129 171V172H128ZM127 171V173H129L130 174V170H128ZM157 171V170H156ZM160 171H158V173L161 175L158 179H157V177L159 176V174H158V176L156 177L155 176V179H156V182H161L160 181V179L162 180V177H163V173H160ZM68 172H70V173H68ZM85 172H87V170L85 171ZM124 172H125V170H124ZM124 172H121L122 174L124 173ZM17 173V172H16ZM23 173V174H22ZM38 173V174H37ZM41 173V174H40ZM96 173H97V176H98V178L97 177H95L96 176ZM105 173V172H104ZM4 174V175H3ZM43 174V175H42ZM153 174L155 175V173L153 172ZM156 174V175H157ZM7 175H9V177H11L10 179L8 178V176ZM11 175V176H10ZM14 175V176H13ZM41 175V176H40ZM63 177H62V176ZM106 175V177H108ZM4 176H7L6 177V179H5V177ZM85 177L84 179L82 178V177ZM123 176V175H122ZM127 176V177H126ZM24 177V178H23ZM37 177V178H36ZM44 178V180L42 181V179ZM76 177H78V178H80V180H83V181H81V183H80V180H78L79 181V183H76V182H78L77 180L75 181V179H76ZM88 177V176H87ZM2 178V179H1ZM21 178V179H20ZM46 178V179H45ZM123 178V177H122ZM124 178L126 179V178H129V175L127 174V175H124ZM14 179V180H13ZM34 179V180H33ZM37 179V180H36ZM48 179V180H47ZM89 179V178H88ZM125 179H123L124 180V182H125ZM71 182H70V181ZM92 180V181H93ZM102 180V181H101ZM27 181V182H26ZM46 181V182H45ZM52 181V182H51ZM72 181H75V183L74 182H72ZM90 181V180H89ZM91 181V182H92ZM94 181V182H95ZM98 181V182H99ZM128 181V180H127ZM163 181V180H162ZM3 182V183H2ZM21 182V183H20ZM39 182V183H38ZM44 182V183H43ZM97 182V184H99ZM172 182H174V181H172ZM171 182V183H172ZM49 183V184H48ZM55 183V184H54ZM83 183V184H82ZM96 183V182H95ZM101 183V184H102ZM163 183H164V181H163ZM162 183V184H163ZM169 183V182H168ZM171 183L170 184H168L169 185V187H168V189H170V187L172 188L173 187V189L171 190L170 189V191L173 193V190H174V185L172 184V186H171ZM35 184H36V187H35ZM53 184V185H52ZM77 184H79L80 186H78V188H77ZM85 184V186H83V187H81L82 185H84ZM94 184V183H93ZM97 184H95V186L94 187H96L97 186ZM38 185V186H37ZM47 185V186H46ZM73 185H76V186H73ZM88 185V184H87ZM42 186V187H41ZM45 186V187H44ZM48 186H49V188H48ZM90 186H91V184H90ZM90 186H88L89 188H90ZM39 187H41V188H39ZM60 187V188H59ZM72 187H75V188H77V190L78 191H74L75 190V188H73L72 189ZM42 188H44V189H42ZM51 188H52V192L51 191H49V190H51ZM57 188V189H56ZM67 188V190H65ZM88 188V189H89ZM49 189V190H48ZM94 189V188H93ZM34 190V191H33ZM39 190V191H38ZM90 190H92V189H90ZM31 191V192H30ZM41 191V192H40ZM43 191H46V195L43 193ZM48 191V192H47ZM67 191V192H66ZM73 191H74V195L72 194L73 193ZM76 192V193H75ZM88 192V193H89ZM95 192V191H94ZM42 193V194H41ZM50 193V194H49ZM57 193H59V194H57ZM78 193H79V195H81V196H79L78 195ZM69 194V195H68ZM33 195H34V198H33ZM54 195H56V196H54ZM60 195V196H59ZM4 196H7V197H5V199H4ZM32 196V197H31ZM67 196H68V198H67ZM70 196V197H69ZM47 197V198H46ZM58 197V198H57ZM72 197H73V199H75V200H73L72 199ZM78 197V200H82L81 201V203L83 204L82 206H79V203L76 201L77 198ZM80 197V198H79ZM203 197H206V193H204V196ZM20 198V199H19ZM29 198V199H28ZM30 198H31V200H30ZM52 198V199H51ZM82 198V199H81ZM182 198V197H181ZM13 199V200H12ZM17 199V200H16ZM23 199V200H22ZM58 199H59V201H58ZM64 199V200H63ZM90 199V200H89ZM184 199L185 198H183V200H182V202L184 201ZM204 199V198H203ZM3 200H5V201H3ZM15 200V201H14ZM48 200V201H47ZM50 200V201H49ZM73 201L72 203H78V204H75V206L77 205L78 207H76V209H75V206L73 205L72 206V204H70V202L71 201ZM87 200V201H86ZM186 200V199H185ZM26 202V204H25V202ZM36 201V202H35ZM74 201H76V202H74ZM96 201H98V200H96ZM187 201V200H186ZM14 202V203H13ZM19 202V203H18ZM21 202V203H20ZM51 202H54V203H51ZM28 203V204H27ZM34 203V204H33ZM36 203V204H35ZM51 203V204H50ZM184 203V202H183ZM187 204H188V201L186 202ZM54 204H55V206H54ZM185 204V203H184ZM29 205V206H28ZM45 205V206H44ZM49 205V206H48ZM51 205V206H50ZM53 205V206H52ZM97 205V204H96ZM183 205V204H182ZM21 208H20V207ZM36 206V207H35ZM184 206V205H183ZM31 207V208H30ZM46 207V208H45ZM57 207V208H56ZM92 207V206H91ZM185 207H187V205H185ZM20 208V209H19ZM30 208V209H29ZM44 208V209H43ZM52 208V209H51ZM53 208H56V209H53ZM64 208V209H63ZM66 208V209H65ZM96 208V207H95ZM188 208V211H187V209H186V212H189V209H190V206L189 207H187ZM18 209V210H17ZM24 211H23V210ZM46 209H47V212H46ZM74 209H75V211H74ZM81 209H83V213H80L81 212ZM91 209V210H90ZM4 210V211H3ZM21 210V211H20ZM32 210H34V212L32 211ZM56 210V211H55ZM64 210V211H63ZM66 210V211H65ZM94 210V209H93ZM27 211V212H26ZM67 211H69V212H67ZM74 211V212H73ZM34 214H33V213ZM44 212H46L47 213V215L44 213ZM56 212V213H55ZM73 212V213H72ZM210 213V210H208V211H206V214L207 213ZM214 212H218V210L217 209H215L214 210ZM213 211H212V213L210 214V216L212 215H214L215 216V218H217L218 216H219V213H218V215H215V214H213L214 213ZM55 213V214H54ZM73 215H72V214ZM208 213V214H209ZM45 216H44V215ZM48 214H49V216H48ZM62 216H61V215ZM66 214V215H65ZM78 214H80V216L78 215ZM83 214H86V215H83ZM207 214V215H208ZM17 215V216H16ZM19 215V216H18ZM88 215L89 216H91L90 218H88ZM99 215V216H98ZM104 215V214H103ZM227 215H228V213H227ZM15 216V217H14ZM67 216H68V218H67ZM74 216H76L75 218H74ZM94 216V215H93ZM186 216L188 217V213H186ZM184 217V218H187V217ZM190 216H191V214H190ZM213 216V217H214ZM229 216H230V218L232 219L233 217H231L232 215H228V217H226V218H228V219H230L229 218ZM59 217V218H58ZM99 217H102V219H100L99 220ZM35 218V219H34ZM65 218V219H64ZM72 218H74V220L76 219V221H74ZM79 218H83V220H85V221H87V219H89L90 221L85 225V221L84 222H81V224L78 222V220H80ZM107 218V217H106ZM106 218H104V219H106ZM190 219V221H191V219H193L192 218V216L191 217H189ZM43 219H45V220H43ZM60 221H59V220ZM63 219V220H62ZM67 219H72L73 221H71L70 220V222H68L69 220H67ZM38 220V221H37ZM106 220H108V219H106ZM113 220L114 219H110V221H109V223L107 222V221H105L104 222V220H103V222H101L100 221V223H103V225L102 224H100V225H102L104 228H102V226H100L101 227V229H102V232H101V234L103 235V233L104 232H109V233H107L108 234V237H114L116 234L114 233V232H119V225L118 224H116L115 225V223H118V221H117V219H116V221L114 222V225H115V227H114V225H113ZM189 220H187V221H185V222H188ZM3 221V222H2ZM35 221V222H34ZM45 221V222H44ZM54 221V222H53ZM56 221V222H55ZM80 221H82V220H80ZM95 221H96V223H95ZM112 221V222H111ZM194 221V220H193ZM192 221V222H193ZM6 222V223H5ZM53 222V223H52ZM74 222V223H73ZM77 222V224H80L81 226L79 227V225L78 226H76L77 224H75ZM107 222V223H106ZM192 222H189L190 224H188V223H186V224H188V225H186V227L188 226V227H190L188 230H187V228L186 229H183L182 231H189V233H190V231H192ZM43 223H45V224H43ZM65 223V224H64ZM72 223H73V225H72ZM106 224V226H107V224L109 225L108 227H110V229L111 230H109V231H104L103 232V230L104 229H106L107 228V230H108V227H105V224ZM112 223V224H111ZM4 225H5V227H4ZM18 225V226H17ZM72 225V226H71ZM77 227H75V226ZM90 225V226H91ZM117 225H118V227H117ZM218 225V224H217ZM216 225V226H217ZM17 226V227H16ZM21 226V227H20ZM24 228H23V227ZM83 226V227H82ZM89 226V225H88ZM88 226H87V229H88ZM89 226V227H90ZM94 226H91L92 228L94 227ZM185 226V225H184ZM216 226H214L215 227V229H216V231L218 230V228H220L221 226H222V223H221V226H217L218 228H216ZM225 226V225H224ZM66 227V228H65ZM74 227V228H73ZM91 227H90V229H91ZM118 229H117V228ZM213 227V228H214ZM63 228V229H62ZM82 228V229H81ZM96 228H98V226L96 227ZM185 228V227H184ZM223 228V227H222ZM221 228V229H222ZM226 228V231L228 230V226L227 227H225ZM18 229H20L19 231H18ZM71 229H74L73 231L71 230ZM85 229H86V227H85ZM84 229V230H85ZM90 229H88L89 230V232H90ZM101 229H99V230H101ZM117 230V231H114V230ZM224 229V228H223ZM27 230V231H26ZM58 232H57V231ZM113 230V231H112ZM214 230V229H213ZM4 231V232H3ZM77 231V230H76ZM83 231V230H82ZM113 232L114 234H112V235H114V236H112V235H110V232ZM187 231L185 232V233H187ZM215 231V233H214V238L215 239H219L220 237H222V236H224V230H222L223 232H221L220 231V233H218V234H216L217 232ZM219 231V230H218ZM78 232V231H77ZM86 232L87 231H85L84 233L86 234ZM117 232V233H118ZM214 232V231H213ZM64 233V234H63ZM68 233H70L68 236H67V234ZM71 233H73V234H71ZM84 233H78V237H80V234H81V238H82V235L84 236L85 234ZM188 233V234H189ZM77 234V233H76ZM75 234V235H76ZM216 234V235H215ZM219 234H220V237H219ZM4 235V236H3ZM16 235L18 236V237H16ZM106 235V234H105ZM104 235V237L106 238V236ZM118 235H119V233H118ZM9 236H10V238H9ZM14 236V237H13ZM22 236V237H21ZM62 236V237H61ZM71 236V237H72ZM77 236V235H76ZM182 236H184V237H182ZM187 236V234L186 235H179V237H175V239H181V240H179L178 241V244H180L181 246H179L177 243V245H178V247H179V249L181 250V252H182V250L184 249V244H185V248H186V251H188L187 249H189V256H187V252H185L184 254H179L180 252H179V249H177L176 251H178V254L179 255H181V257L179 258V259H176V258H174V257H171L173 260H174V264H179L180 263V261H182V260H185L186 262H184L183 264H201V261H202V259L203 258H205L206 256H207V253H205V250H204V248L202 249V250H200L201 249V247L198 249L197 248V250L196 249H194V248H190L188 245H187V240H188V238H189V236H191L190 234H189V236L188 237H186ZM218 236V237H217ZM75 236H73L72 238H74ZM118 237V236H117ZM60 238H62V239H60ZM66 238V239H65ZM72 238H70V239H72ZM182 238H184V240H182ZM11 239V240H10ZM78 239V238H77ZM108 239V238H107ZM109 239H111V238H109ZM113 239V238H112ZM117 240V238H114V240ZM79 240V239H78ZM14 241H15V244H14ZM108 241V243L109 244H113V245H115V241L114 242H111L110 243V241L109 240H107ZM112 241V240H111ZM118 241V240H117ZM116 241V242H117ZM174 241H176V240H173V242ZM185 241H186V243H185ZM184 242V244H182ZM18 243V244H17ZM25 243V244H24ZM13 244V245H12ZM48 244H49V246H48ZM74 244V243H73ZM175 244V245H176ZM58 245V246H57ZM59 245H62V246H59ZM112 245V246H113ZM117 245H119L118 244V242H117V244L115 245V246H117ZM148 245V244H147ZM174 245V244H173ZM174 245V246H175ZM26 246V247H25ZM57 246V247H56ZM146 246V245H145ZM148 246H150V245H148ZM114 247V246H113ZM112 247V248H113ZM118 247V246H117ZM116 247V248H117ZM178 247H176L175 246V248H178ZM12 248V249H11ZM43 248H45V249H43ZM48 248V249H47ZM116 248H113L114 249V251L116 250H118V248L116 249ZM148 248V247H147ZM150 248H151V246H150ZM174 248V249H175ZM183 248V249H182ZM14 249V250H13ZM66 249V248H65ZM48 250V251H47ZM148 250V249H147ZM161 250H164V249H160V250H158L159 251V253H158V251H156V253L159 255L160 254V256H158L156 253H153V254H151L152 256L153 255H155L156 254V256H157V258H156V260L157 259H159V261H156V263H158V264H162V262H163V264H165V262H166V264H173L172 262H173V260L172 259H170L172 262H170V260L167 258V255H164V254H162V253H165V254H167V251L166 252H163V251H161ZM199 250H200V252H201V254H199L200 252H199ZM204 250V251H203ZM165 251V250H164ZM185 251V249L183 250V252ZM192 251H193V253H192ZM198 253H197V252ZM207 251V250H206ZM27 252V253H26ZM149 252V251H148ZM162 252V253H161ZM203 252H204V254H203ZM58 253V254H57ZM73 253V252H72ZM45 254V255H44ZM203 254V255H202ZM17 255V256H18ZM41 255V256H40ZM44 255V256H43ZM62 255V256H61ZM35 256V257H34ZM40 256V257H39ZM43 256V257H42ZM57 256V257H56ZM65 256V259L63 260V258L62 257H64ZM72 257L71 259H70V257ZM156 256H154V258L156 257ZM197 256V257H196ZM15 258V257H14ZM62 258V259H61ZM67 258V259H66ZM165 258L167 259V260H165ZM9 259V260H8ZM12 259V260H11ZM61 259V260H60ZM180 259H182V260H180ZM12 262H11V261ZM35 260H38L37 262L35 261ZM60 260V261H59ZM63 260V261H62ZM163 260V261H162ZM178 261V262H175V261ZM24 261V262H23ZM25 261H26V263H25ZM162 261V262H161ZM23 262V263H22ZM161 262V263H160ZM156 263H153V264H156ZM180 264H182V263H180Z\"/></svg>", "mask_w": 264, "mask_h": 264}, {"label": "crops", "instance_id": "obj_3", "mask_svg": "<svg viewBox=\"0 0 264 264\" xmlns=\"http://www.w3.org/2000/svg\"><path fill=\"white\" fill-rule=\"evenodd\" d=\"M0 264H11V263H7V262H5V261H0Z\"/></svg>", "mask_w": 264, "mask_h": 264}]
</instances>
